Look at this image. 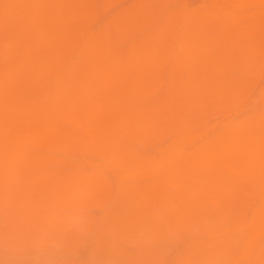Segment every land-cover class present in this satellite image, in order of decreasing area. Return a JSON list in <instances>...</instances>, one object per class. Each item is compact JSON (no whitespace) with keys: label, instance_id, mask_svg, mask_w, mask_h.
Returning <instances> with one entry per match:
<instances>
[{"label":"rangeland","instance_id":"374dc122","mask_svg":"<svg viewBox=\"0 0 264 264\" xmlns=\"http://www.w3.org/2000/svg\"><path fill=\"white\" fill-rule=\"evenodd\" d=\"M0 1H2V0H0ZM96 0H94L93 1V4H92V7H93V10H92V12H97V10H98V12H97V14H98V23L99 24H107V23H109V21H110V19H111V17L114 15V14H116V13H119V12H121V11H126V10H128V8H130V10H136V8L137 7H139V4L141 5V3H142V0H126V1H124V0H109L110 1V5H112V4H116L115 6H113V9H112V6H110V9L108 10V11H106V10H104L105 11V13L107 12V13H109V14H105V15H107V16H105L104 18H103V16H104V11L102 10V8H104V3H106V0H105V2H104V0H97L96 2H95ZM114 1V2H113ZM120 1H121V3H120ZM123 1V2H122ZM157 1V4L155 3ZM213 1H216L217 2V0H152V2L151 3H153V4H151V3H149L148 2V0L146 1V0H144L143 1V3H142V6H140L139 8H141L140 10L142 11V7H151V6H153L152 8H151V10H154L155 12H157V13H159V14H157L156 13V15H155V12L154 13H152L153 14V19H154V17L155 18H157L158 17V19L157 20H159V21H157L156 19H154V21H155V25H154V27H155V30L158 28H160L161 27V25L163 26H167V25H169L168 23H170V25L174 28H172L171 30H170V27L169 26H167V27H169V29L168 28H164V30H163V28L161 27V32H160V34H159V36L161 35V41H162V38H163V40L165 41V39H166V43L164 42V41H162L163 43H162V45H161V43H159V44H157V42L156 43H154V41H155V39L156 40H158L159 39V37H158V34L156 35V36H154L155 34H153L154 32H150V38H149V41H146L147 43H144V45H143V48H144V50H141L142 52L140 53V55L138 54L137 55V57L135 58V60H136V63L137 62H139L140 64L142 63V62H144V61H146V59L148 58V61L147 62H144L143 63V65H144V67H141V68H144L143 70H141L140 69V65H135L136 63H134L133 65H135L133 68H132V71H130L131 72V74H129V72L126 70V69H130L133 65H131V66H126V69H125V74H123V75H119L117 72L116 73H113V70H111V71H108V76H105V74L103 75V73H101V71H99L97 68H96V66H94V67H90V68H88L89 69V75H88V79L85 81V83L86 82H88V83H86V86H85V91L84 92H82V93H84V94H82V93H78V94H75V95H73V97H71L72 95H67V94H61V95H59V97H58V95H56V94H54V91L53 90H55V88H56V85H55V77H56V75H57V73H59V72H61V71H63V72H66V63H68L69 61H70V54L72 53L71 52V50H70V46L69 47H67V45L69 44L68 43V41H70V40H67V39H65L64 40V36H67L66 34H68V32H66V34H64L63 33V31L64 30H66V31H68V30H74V28L75 29H77L78 28V26L80 25L79 23H80V21H75V20H71V22L70 21H64V22H68L67 23V26H69V27H67L66 25H64L63 26V24H66V23H64L63 21L62 22H60V23H57L59 26H58V28H61L62 29V26H63V29L64 30H62V32L61 33H59V34H62V35H56L55 37H56V40L57 41H59V42H57V41H55V39L53 40V45L51 44V50H49L51 53H52V51L53 50H55V51H53V54H51L50 52H48V55H49V57L52 59V58H54V59H52L53 60V66H54V68L52 67V66H50V68L49 69H51L50 71H48L47 72V70H49V69H47L46 71H45V68H44V66L42 65V57H44V56H42L43 54H42V52H40V54H39V51L38 52H34L33 53V51H31V48H30V53L32 54V55H30V53L27 51V49L25 48V45L23 44V42H22V40L19 38V37H17V36H15V35H12L11 33H7L6 35H5V33L6 32H3V33H1L0 32V37H1V39H0V89H2V90H7V92L9 93V96L12 98V96L14 97V96H17L16 98H14V100H16V101H18L19 103H20V101L22 102H24L25 100H31L32 98H35L34 100L32 99L31 101H26V104H29V106L28 107H30V108H32V107H34V110H32L31 111V109L28 111V112H30L31 111V113H29V116H28V112L27 111H23V112H27L25 115L22 113L21 115H23L26 119H28V120H26L24 117V119L22 118V116H20V115H18V111H14V113H12L11 111H9V113H10V117H9V115H8V113H7V118H9V119H7L6 118V112L4 111V115H3V117L1 118L0 117V127H2V128H0L1 130H0V139L2 140V146H1V141H0V146L2 147V149H1V147H0V157L1 156H4V157H2V158H0V264H113L114 262H117L116 264H198V263H196V261L197 260H199V261H197V262H199V264L201 263V264H210V263H207L208 261H209V258H211L210 260L211 261H209V262H211V264H219V262H221L220 264H257V263H259V262H257L258 260H260V258H261V260H260V263L259 264H264V248L262 247V249H260L261 248V244L264 242V186H263V184H264V170H262V171H260V169H262L263 168V166H262V164L260 163L261 161V157L259 158V157H257L256 159H254V160H256V161H254V163L252 164L251 162H250V160H252V156H251V153H254V154H252V155H257L258 156V153H257V150H256V142L254 141L256 138L255 137H252V138H254V139H252L251 137H250V135H246V138H247V140H246V138L244 139V138H241L240 140H242V142H243V139H244V141H246V142H248L250 139H251V142L249 143L250 144V146L252 147L251 149H248V148H250L249 147V144L248 143H246L247 145H245V142H243V146H240L241 144H240V140H239V144L240 145H238V142H236V144L234 145V147L233 146H230V147H232V148H230L229 147V145H227V146H224V147H222V150H221V148L219 149V150H217V151H215V152H212L211 154H207L208 155V159L206 158V156H204L206 153H202V143L206 140V139H209V138H211V137H213L214 135H208V134H211V133H213L212 131L210 132H208V134H206V132L209 130V128L211 127V130H212V126H213V128H215L214 126H218V124L220 123H227V122H230L229 124H233L234 122H237V121H239L240 119H242L244 116H246L247 114H248V112L249 111H247V112H244V115H243V111H214L213 112V107H214V102H213V100H211L212 98H215L216 96L215 95H217V93H215L216 92V90L215 89H213V88H209V87H207V93L206 94H203V97H205L206 95L207 96H209V97H211V95H213L214 97H211L210 98V100H209V97H205V100L206 99H208V101L206 102L205 100L203 101V97L200 95H198L196 98H198V99H200V101H199V105L198 106H196L198 103L196 102V104L195 103H193V104H195L194 106H196L197 108H199V106H200V108H203L204 107V109L206 110L207 108H208V111L210 112L211 110V112L210 113H208L207 112V114H206V112H202L203 113V115H202V113H201V111L199 112H197V111H195V113H192V114H196L195 116H196V118H194L195 116H193L192 114L190 115V113L192 112V111H178V109H176V108H178L177 107V105L178 104H182L183 102H185L186 103V101H188V103H191L189 100H186V99H188V97H189V95H188V97L185 95V96H183V94L181 95V93H179V97H178V95H177V93H178V91H181V90H177V89H180V87H181V89L182 90H185L186 89V85H184L183 84V86H182V81H183V79H186V78H188L189 76H190V70H189V68L188 67H184V65H182V64H180L179 63V65H178V62H177V60H176V58H175V54H174V51H173V49L174 50H180L179 49V45L177 44L178 43V38H176L177 36H180V35H183V30L182 29H180V26H177L176 24H177V22H180L181 20H180V15H178V13H180V12H178V11H180L179 10V8L181 9V12H185V11H187V10H195V9H198V10H195V11H199V12H203L204 10H208V11H210V9H211V7H216V6H218V4L217 3H214L213 4ZM136 2V3H135ZM137 2H138V4H137ZM191 2V3H190ZM212 2V3H211ZM218 2L220 3L219 4V6H222V7H225V6H228L229 5V2H228V0H218ZM94 3H96V4H94ZM127 3V5H125ZM129 3V4H128ZM151 4V5H143V4ZM163 3H164V6H163ZM207 4V5H206ZM96 5V6H95ZM125 5V6H124ZM131 5V6H130ZM135 5V6H134ZM159 5H161V7H162V11L164 12V13H166V14H164L163 15V13H160L161 12V10H159V9H161V7L159 6ZM214 5V6H213ZM94 6H95V8H94ZM100 6H101V8H100ZM135 7V9H134V7ZM155 6V7H154ZM206 6V7H205ZM121 7V8H120ZM123 7V8H122ZM158 7H160V8H158ZM119 8V9H118ZM127 8V9H126ZM155 8H157V9H155ZM172 8H173V10H174V12H176L175 14L173 13V10H172ZM0 9H1V7H0ZM102 10V12H100V14H99V11H101ZM169 9H171L170 11L171 12H169ZM177 9V10H176ZM182 9H183V11H182ZM113 10V11H112ZM138 8H137V11H140ZM157 10V11H156ZM159 10V11H158ZM208 11H206V12H208ZM168 12V13H167ZM101 13H102V15H101ZM160 17H159V16ZM175 15V16H174ZM166 16V18L164 19V17ZM103 19H102V18ZM171 17H175L173 20L171 19ZM167 18L169 19V20H172V21H170L169 22V20H168V22L167 21H164V20H167ZM106 19V20H105ZM75 21V22H74ZM72 22H73V24H72ZM122 22H126V19H124V20H122L121 21V25L119 24V25H117V27H118V29H117V31H116V26L113 28L114 29V32H118V34H114V35H111L112 33H114V32H112V30L113 29H110L111 27H113V24L112 23H110V26H108V28H109V30H110V36H111V40L110 41H108V40H106V41H108V43H106V41H105V46H106V54L107 55H109V52L111 53V55H114L115 53L116 54H118L119 52H120V50L121 49H126V48H128V46L132 43V41H134V39H140L141 38V33L139 32V30L137 29L136 30V27H137V25H139L137 22H126L125 24H122ZM163 22V23H162ZM164 22H166L165 24H164ZM171 22H176V26L175 25H173L174 23H172L171 24ZM160 23H162V24H160ZM245 23H246V21H243V25L245 26ZM76 24V25H75ZM130 24V25H129ZM132 24H133V26H132ZM74 25V26H73ZM131 26L132 28H130L129 26ZM73 26V27H72ZM140 26V25H139ZM175 26V27H174ZM66 29H65V28ZM60 29V30H61ZM126 29V30H125ZM135 29V30H134ZM120 30L122 31V32H120ZM166 30H168V31H166ZM132 31H134V32H132ZM137 31V32H136ZM58 32H60L59 31V29H58ZM167 32V33H166ZM173 32V33H172ZM177 32V34H175ZM134 34L133 36L131 35V34ZM72 34H73V32H72ZM121 34L123 35L122 36V38H121ZM139 34V35H138ZM69 35H71V31H69ZM138 35V36H137ZM170 35V36H169ZM35 35H31L30 36V38H33ZM72 36V35H71ZM70 36V37H71ZM176 36V37H175ZM59 37H61V38H59ZM115 37H117V38H115ZM158 37V38H157ZM68 39H69V37H67ZM116 40H115V39ZM120 38H121V40H120ZM130 38H131V40H130ZM153 38V39H152ZM177 40H176V39ZM60 39V40H59ZM112 39H114V41L112 40ZM124 40V42H126V41H128L127 43H126V45H125V43H123L122 41ZM126 39H128V40H126ZM167 39H169L170 40V42H171V45L172 46H170L169 44V42H168V44H167V41H169V40H167ZM175 39V40H174ZM120 42H122L123 44H124V47H122L121 45H123L122 43L120 44V46L121 47H119V41ZM153 40V42H151ZM54 42H56V43H54ZM115 42V43H114ZM130 42V43H129ZM173 42V43H172ZM60 43V44H59ZM118 43V44H117ZM129 43V44H128ZM148 43H151V44H153V45H151V44H148ZM165 43V44H164ZM116 44H117V46H116ZM128 44V45H127ZM163 44L166 46H163ZM113 45L115 46L114 48H113ZM57 46V47H56ZM145 46H146V49H145ZM148 46V47H147ZM159 46H161V49H160V47ZM61 47V48H60ZM109 47H110V51H109ZM152 47V48H151ZM167 47H173L171 50V53L170 54H168V53H166L168 50L167 49H169V48H167ZM116 48H118L117 50H116ZM142 48V47H141ZM142 48V49H143ZM149 48H150V50H149ZM58 49V50H57ZM108 49V50H107ZM154 49V50H153ZM159 49V50H158ZM61 50V51H60ZM111 50H113V51H111ZM114 50H116V51H114ZM167 50V51H166ZM58 51V52H57ZM63 51V52H62ZM146 53H145V52ZM149 51V53L147 54V52ZM3 52V53H2ZM55 52V53H54ZM108 52V53H107ZM113 52V53H112ZM163 53H166L167 55H169V56H166L165 54H163ZM36 54V55H35ZM39 54V55H38ZM42 54V55H41ZM75 54V53H74ZM74 54H71V56L72 55H74ZM153 54H155L154 56L157 58V59H155V57L153 56ZM163 54V55H162ZM61 56V58H60V56ZM63 55V56H62ZM146 55V56H145ZM158 55V56H157ZM171 55V56H170ZM41 56V57H40ZM53 56V57H52ZM55 56V57H54ZM59 56V57H58ZM141 56H142V58H141ZM162 56H163V59H165V60H160V58H162ZM166 56V57H165ZM26 57V58H25ZM40 57V58H39ZM65 57V58H64ZM70 57V58H69ZM25 58V59H24ZM28 58V59H27ZM58 58H60V59H62V61L61 60H59ZM67 58H69V59H67ZM173 59V60H171V59ZM175 58V59H174ZM57 59V60H56ZM137 59L139 60V59H141V60H139V61H137ZM39 60V61H38ZM144 60V61H143ZM152 60V61H151ZM156 60H158V61H156ZM168 60H169V63H168ZM171 60V61H170ZM18 61H19V63H18ZM31 61V62H30ZM54 61H56V62H54ZM140 61H142V62H140ZM153 61H156L157 63H153ZM162 61V62H161ZM66 62V63H65ZM175 62H177L176 64H175ZM32 63H34V64H32ZM65 63V64H64ZM150 63V64H149ZM161 63V69L159 68V67H157L156 66V64H160ZM166 63V64H165ZM31 64V65H30ZM60 64V65H59ZM64 64V65H63ZM149 64V65H148ZM152 64H153V66H152ZM169 64V65H168ZM58 65V67H56V66ZM142 64H141V66H143ZM151 65V66H150ZM168 65V66H167ZM180 66V67H184L185 68V72H187L188 70H189V72H187V73H185L184 71H182L184 68H182V70H181V68L180 67H174V68H172L173 66ZM35 66V67H34ZM64 66V67H63ZM147 66H149L150 68L151 67H153V69L151 68H147ZM128 67V68H127ZM130 67V68H129ZM156 67V68H155ZM56 68V69H55ZM157 68H159V69H157ZM172 69V70H169V69ZM109 69V68H108ZM133 69H136V71L134 70L133 71ZM137 69H140V71L139 70H137ZM176 69H178V70H181V72L180 71H176ZM36 70H37V72H36ZM40 70V71H39ZM96 70H97V72H96ZM147 72H145V71ZM154 72H153V71ZM156 70V71H155ZM163 70V71H162ZM45 71V72H44ZM52 71H54V72H52ZM98 71L100 72V73H98ZM126 71L128 72L127 74H126ZM137 71H139V73H137L136 74V72ZM141 71H144V74L146 75H144ZM163 73H162V72ZM172 71H173V73H172ZM17 74H16V73ZM47 72V73H46ZM135 72V75L133 76L132 74ZM140 72H141V74H140ZM151 72H152V74H151ZM154 73H155V75H154ZM157 73H159V74H161V77H160V75H158ZM56 74V75H55ZM101 76H100V75ZM117 74V75H116ZM139 74V75H138ZM166 74V75H165ZM178 74V75H177ZM182 74H186L185 76H186V78H184V75H182ZM30 75H32V76H30ZM38 75V76H37ZM42 75V76H41ZM125 75V76H124ZM130 77H129V76ZM131 75H132V77H131ZM173 75V76H172ZM175 75H177L176 77H175ZM26 76V77H25ZM44 76V77H43ZM90 76V77H89ZM129 77L128 79H129V81L127 80V78L125 79V77ZM138 76V77H137ZM154 76V77H153ZM166 76V77H165ZM173 77V79H170L172 82H170V80H169V78L170 77ZM183 76V77H182ZM35 77H37V78H35ZM92 77V78H91ZM102 77H106V78H103L102 79ZM146 77H147V79H148V81L146 80ZM161 78V80L163 79L162 77H164V80H162V81H160V78ZM34 78V79H33ZM98 78H99V80H98ZM157 79V80H153V79ZM165 78H168V80L166 79L165 80ZM178 79V80H176V79ZM32 79V80H31ZM37 81H36V80ZM40 81H39V80ZM42 79V80H41ZM93 79V80H92ZM122 79V80H121ZM22 80V81H21ZM95 80H97V82L95 81ZM116 80V81H115ZM127 82H126V81ZM134 80V81H133ZM175 82H174V81ZM6 83H5V82ZM27 81L29 82V83H27ZM101 81V82H100ZM122 81V82H121ZM132 81V82H131ZM135 81H137L136 83H135ZM153 81V82H152ZM167 81V82H166ZM264 81V77L262 78V80L261 81H259V82H256V84H255V86L252 88V93L251 94H255L254 96H256V95H258V93H256V91L257 92H259L262 88H263V85L264 84H262L261 82H263ZM35 84H34V83ZM45 82H46V84H45ZM116 82V83H115ZM129 82V83H128ZM139 82V83H138ZM156 82H157V84H156ZM171 84V85H173V84H175V85H177V86H174L173 88H171L172 86L169 84V83ZM174 82V83H173ZM177 82V83H176ZM181 82V83H180ZM4 83V84H3ZM33 83V84H32ZM42 83H43V85H42ZM118 83V84H117ZM121 83V84H120ZM132 83V84H131ZM153 83V84H152ZM184 83V82H183ZM264 83V82H263ZM40 84V85H39ZM50 84H52V85H50ZM97 84V85H96ZM143 85V87H142V85ZM147 84H148V86H147ZM158 84H160L161 86H163V87H166L168 90H164V89H166V88H163V87H161L160 86V88L158 89ZM180 85V87H179V85ZM258 84V85H257ZM35 85V86H34ZM37 85H39L38 87H37ZM94 85H96V88H94L95 86ZM116 85V86H115ZM123 87H122V86ZM136 85V86H135ZM146 85V86H145ZM151 85V86H150ZM154 85H157V87L156 86H154ZM18 87V89L20 88V90H18L16 87ZM41 86V87H40ZM109 86V87H108ZM120 88H119V87ZM134 86H135V89H134ZM140 86H141V88L143 89V90H145V92L140 88ZM153 86V88L155 89V88H157L158 89V91L155 89H151L150 90V88ZM259 86V87H258ZM11 87H13V89H11ZM32 87H34V89L32 88ZM39 87H40V89H39ZM46 87V88H45ZM51 87H52V91H51ZM93 88V89H91V88ZM137 87V88H136ZM31 88H32V90H31ZM133 90H132V89ZM161 88L163 89V90H161ZM174 88H177V89H175L174 90ZM183 88H185V89H183ZM38 89V90H37ZM92 91H91V90ZM94 89H96V90H94ZM114 89V90H113ZM127 89V90H126ZM131 89V91H133V92H135L136 91V89H137V91H136V94L135 93H131L130 94V90ZM141 89V90H140ZM148 89V90H147ZM210 89H213V91H215V92H213V91H210ZM10 90H13V91H10ZM36 92H35V91ZM111 90V91H110ZM135 90V91H134ZM141 92V93H139V91ZM147 90V91H146ZM256 90V91H255ZM17 91L19 92V93H17ZM20 91H22L21 93H20ZM24 91H26V93L24 92ZM31 92V94H30V92ZM34 91V92H33ZM45 91H47V92H45ZM89 91H91V93L93 94H91V93H89ZM113 91V92H112ZM116 91V92H115ZM119 91V92H118ZM149 91H151V93L149 92ZM166 91H169V95H170V97H172V95L175 93V95L177 96H175L177 99H175V100H177V102H180V103H177V102H175L174 100L173 101H171V99H168L167 97L169 96H165L164 97V93H166ZM210 91V92H209ZM226 91V95H227V91H229V90H225ZM11 92V93H10ZM14 92V94L16 93V95H14V94H12ZM37 92H39V93H37ZM46 93V94H48V97H46L47 95L46 94H44L43 95V93ZM86 92V93H85ZM153 92L155 93V94H153ZM157 92V93H156ZM177 92V93H176ZM182 92V91H181ZM25 93V94H24ZM30 95H29V94ZM34 93H35V95L36 96H34ZM40 93H42V94H40ZM89 93V94H88ZM103 93V94H102ZM118 93H119V95H118ZM121 93V94H120ZM160 93V94H159ZM19 94H20V96H19ZM33 94V95H32ZM53 94V95H52ZM80 94V95H79ZM86 94V95H85ZM137 94H138V97L140 98L141 97V100H143V103H142V101L139 99V98H137ZM150 94H152V96L150 95ZM215 94V95H214ZM22 95H24V98H25V100H21L20 99V97L22 98V99H24L23 98V96ZM38 95V96H37ZM42 95V96H41ZM85 95V96H84ZM89 97H88V96ZM154 95V96H153ZM161 95V96H160ZM162 95H163V97H162ZM19 96V97H18ZM28 96V97H27ZM50 96V97H49ZM90 96L92 97V98H90ZM95 96V97H94ZM110 96V97H109ZM132 96V97H131ZM144 96H145V98H144ZM149 96H151L150 98L151 99H148L149 98ZM158 96L160 97V98H158ZM174 96V95H173ZM181 96H183V100L181 99L182 97ZM227 96H230V94L229 95H227ZM26 97H27V99H26ZM71 97V98H70ZM96 97H97V99H96ZM156 97V98H155ZM175 97H173V98H175ZM186 97V98H185ZM202 97V98H201ZM257 97V96H256ZM42 98V99H41ZM46 98V99H45ZM49 100H51L50 102H51V105L52 106H50V102H48V99ZM53 98H54V100H53ZM56 98V99H55ZM142 98H144V99H142ZM161 98H163V99H165L166 101L168 100V102H166L165 104H164V106H166V105H168V107H166V108H172V111H169V112H165V111H158L159 113H157L156 114V112L157 111H148L150 108H151V106L152 107H154L155 106V104H157V103H159V100H161ZM172 98V99H173ZM179 98V99H178ZM258 98H259V96H258ZM258 98H256L257 99V101L259 102V103H261V100H259ZM19 99V100H18ZM38 101H37V100ZM95 99V100H94ZM133 99V102L131 101ZM138 99L140 100V102H141V105H145L144 103L146 102V100H147V105L149 104V106H147V105H145L144 106V108L143 107H141V105H140V103H138L137 101H138ZM156 99L158 100V102L156 101ZM197 99V100H198ZM40 100V101H39ZM66 100V101H65ZM76 100H78V101H76ZM62 101V102H61ZM104 101V102H103ZM122 101V102H121ZM148 101H149V103H148ZM157 103H156V102ZM171 101V102H170ZM210 101V102H209ZM42 102V103H41ZM56 102V103H55ZM105 102H106V104H105ZM137 103V104H135V106L133 107V103ZM152 102V103H151ZM170 102V104H167V103H169ZM173 102V103H172ZM200 102H201V104H200ZM213 102V103H212ZM31 103V104H30ZM48 103V104H47ZM62 103V104H61ZM177 103V104H176ZM188 103H187V105H188ZM87 104H89V105H87ZM104 106H102V105ZM152 104V105H151ZM176 104V105H175ZM22 105V104H21ZM41 105H42V107H41ZM46 105V106H45ZM106 105V106H105ZM127 105H129V106H127ZM130 105H132V106H130ZM140 105V106H139ZM151 105V106H150ZM49 106V107H48ZM73 106H77V107H74L73 108ZM94 106V108H95V106H96V110H94V108H92ZM45 107V108H44ZM47 107V108H46ZM51 107V108H50ZM82 107H84V108H82ZM86 107H87V109H86ZM135 107H141V108H139V109H136ZM146 107V108H145ZM92 108V110H94V112L92 111V110H90ZM108 108V109H107ZM116 108H118V109H116ZM125 108V109H124ZM133 108H135V109H133ZM143 108V109H142ZM199 108V109H200ZM33 109V108H32ZM74 111H73V110ZM78 109V110H77ZM111 109H113V110H111ZM129 109V110H128ZM133 109V110H132ZM142 111H141V110ZM198 109V110H199ZM203 109V110H204ZM46 110H47V113H46ZM76 110H77V112H76ZM85 111L86 112V114H85V112H80V111ZM108 110H110V111H108ZM140 110V111H139ZM145 112H144V111ZM177 110V111H176ZM201 110V109H200ZM45 111V112H44ZM71 113H70V112ZM78 111H79V114H78ZM91 111V112H90ZM101 111V112H100ZM107 113H106V112ZM140 113H139V112ZM207 111V110H206ZM73 112V113H72ZM75 112L77 113V114H75ZM92 112L94 113L93 115H92ZM97 112H98V114H97ZM144 112V113H143ZM148 112V113H147ZM152 112V113H151ZM165 113V115H163V114H161V113ZM223 112V113H222ZM34 113H35V115H37V116H35L34 115ZM60 115H59V114ZM62 113V114H61ZM66 115H65V114ZM70 114V117H69V115H67V114ZM81 113V114H80ZM102 113H104V114H102ZM106 113V114H105ZM111 115V116H109V114ZM114 113L116 114V115H114ZM139 113V114H138ZM150 113V115H153V116H151V118H149L150 117V115H148ZM156 115H155V114ZM181 113V114H180ZM189 113V114H188ZM205 113V114H204ZM216 113V115H214V114ZM31 114V115H30ZM56 115V116H54V115ZM113 114V115H112ZM133 114V115H132ZM144 117V120H141L140 121V119H143L142 117H141V115ZM147 114V116H145ZM161 114V115H160ZM181 116H180V115ZM199 114V115H198ZM213 114V115H212ZM223 114V115H222ZM234 114H236V115H234ZM27 115V116H26ZM33 115V116H32ZM51 116V115H53V116H51V118H49V116ZM63 117H62V116ZM72 115H73V117H72ZM84 115V116H83ZM87 115V116H86ZM107 117H106V116ZM135 115V116H134ZM140 115V116H139ZM158 115V116H157ZM167 115V116H166ZM200 115H202V116H200ZM210 115V116H209ZM213 117H212V116ZM220 115V117L218 118L217 116H219ZM226 115V116H225ZM229 115V116H228ZM18 116H19V118H18ZM58 116H60V117H58ZM97 116H98V118H97ZM120 116V117H119ZM129 116V117H128ZM169 116V117H168ZM199 116V117H198ZM207 116V117H206ZM221 116L223 117V118H225L223 121H221ZM234 116H236L235 118H234ZM241 116H243V117H241ZM12 117V118H11ZM14 117V118H13ZM29 117H31L30 119H29ZM55 119H54V118ZM66 117V118H65ZM83 117H84V119H83ZM96 117V118H95ZM115 119H114V118ZM118 117V118H117ZM121 117H122V119H124V120H121ZM135 117H137L136 118V120H134L135 119ZM139 117H141V118H139ZM149 119H148V118ZM174 117H176V118H174ZM182 117H183V119H182ZM206 117V118H205ZM212 117V118H211ZM238 117V118H237ZM240 117V118H239ZM39 118V119H38ZM52 118H53V120H52ZM59 118V119H58ZM61 118V119H60ZM63 118V119H62ZM73 118V119H72ZM85 118H87L86 120H85ZM101 118V119H100ZM102 118H103V120H105V123H106V121H108L106 124L107 125H105V123H104V121H102ZM128 120H127V119ZM129 118H130V120H131V122L132 123H130V121H129ZM132 118V119H131ZM168 118H171V119H168ZM192 118H194V121L198 118V120L200 121V122H202L203 124H204V121H202L203 119H208V120H210L209 122L211 123H209V125L207 126V120L205 121L206 122V124H201L200 125V122H198V123H196V121L194 122V124H192L193 122V119ZM199 118H201V120L199 119ZM221 118V119H220ZM50 119V121H48ZM72 119V120H71ZM75 119V120H74ZM83 119V120H82ZM98 119H100V120H98ZM115 120V122L113 121L112 123H111V120ZM126 119V120H125ZM154 119V120H153ZM159 119V120H158ZM161 119V120H160ZM165 119V120H164ZM188 121H186V120ZM219 119H220V121L221 122H219ZM8 122H7V121ZM10 120L12 121V125H11V123H10ZM42 120V121H41ZM65 120H67V122L65 121ZM76 120H80L79 121V123L81 124V123H84V124H81V125H79V127H78V125H77V121ZM84 120H85V122H84ZM120 122H119V121ZM158 120V121H157ZM167 120V121H166ZM172 120H174V121H172ZM175 120H176V122H175ZM212 120H214L213 122H212ZM27 121H31L29 124L27 123ZM39 121V122H38ZM45 121H47L46 123H45ZM61 121V122H60ZM76 121V122H75ZM83 121V122H82ZM102 121V122H101ZM127 121H128V123H127ZM136 122V124H135V122ZM139 123H138V122ZM150 123H149V122ZM151 121H152V123H151ZM164 121V122H163ZM179 121V122H178ZM189 121H191V122H189ZM22 122H24L25 123V126H24V124L22 123ZM58 122H59V124H58ZM64 122V123H63ZM65 122H66V124H67V127H68V125H69V127H70V125H71V128L69 129V128H67L66 127V124H65ZM100 122V124L102 123V124H104V125H101V126H98V125H100V124H98ZM145 122V123H144ZM146 122H148L149 124H147ZM153 122H155V124L153 123ZM167 122H169V123H167ZM172 122H174L176 125H180V126H172V125H174V123H172ZM217 122H219V123H217ZM74 125V123H75V125L73 126L72 124ZM90 123H93V124H90ZM120 124V125H118L117 126V124ZM125 123H127V124H125ZM138 123V124H137ZM160 123V124H159ZM180 123V124H179ZM188 123H190L189 125H188ZM33 124H35V125H33ZM40 124H42V126L40 125ZM63 124V125H62ZM65 124V125H64ZM88 124H89V126H88ZM96 124V125H95ZM113 124H114V126H113ZM115 124H116V126H115ZM122 124L126 127H122ZM130 124V125H129ZM153 124V125H152ZM163 126H162V125ZM170 126H169V125ZM200 125L203 129H200L201 127H198V126H196V125ZM219 124V125H220ZM23 125V126H22ZM29 125H31L33 128H34V126H35V131H34V129H31L35 134H31V130H29L30 131V133H27L26 131H27V129L28 128H30V127H27V126H29ZM62 125V126H61ZM83 125H84V127H83ZM95 125V126H94ZM136 125V126H135ZM140 125V126H139ZM141 125H142V128H141ZM151 125H152V127H151ZM158 125V126H157ZM168 126V127H164V126ZM182 125V126H181ZM191 125L193 126V127H191ZM43 126H44V128H46V129H48L49 131H50V129L53 131L52 133H51V131L49 132L48 130H46V129H44L43 128ZM58 126H60V127H58ZM65 126V127H64ZM76 126L78 127L77 129H76ZM91 126V127H90ZM103 126H105L106 128L105 129H103L104 127ZM111 126V127H110ZM130 126H132V127H130ZM189 126H190V128H189ZM23 127H25V129L24 130H26V131H23V130H21ZM31 127V128H32ZM90 128V130H89V128ZM101 127V128H100ZM103 127V128H102ZM113 127H116V128H113ZM118 127H122V129L123 130H121L120 128H118ZM134 127V128H133ZM141 128V130L139 129V128ZM159 127H161V128H159ZM164 127V128H163ZM177 128L178 130H177V132H173V130L172 129H174V128ZM184 127H185V130H184ZM197 128L196 130L194 129V128ZM15 128V129H14ZM50 128V129H49ZM54 128V129H53ZM61 128V129H60ZM62 128H63V131H62ZM88 128V129H87ZM96 128H98V129H96ZM112 128H113V130H112ZM128 128H130V130L133 132L134 131V133H130V130L128 129ZM20 129V130H19ZM40 129V130H39ZM58 129V130H57ZM60 129V130H59ZM64 129H65V131H64ZM68 130V132H67V130ZM91 129H93V130H91ZM95 129V130H94ZM100 129H103V130H101V132H100ZM108 129V130H107ZM110 129V130H109ZM125 129H126V131H125ZM133 129V130H132ZM135 129L137 130V132H135ZM144 129V130H143ZM169 129H170V131H169ZM182 129L184 130V136L186 135V132H187V134L189 135V134H193V133H197V134H193L192 136L193 137H189L188 135H186L187 136V138L186 137H184L183 135H180L179 133H181L182 134V132H180L179 130H181L182 131ZM193 129V130H192ZM200 129V130H199ZM3 130V131H2ZM44 130V131H43ZM72 130H73V132H72ZM105 130V131H104ZM117 130L119 131V132H117ZM158 132H157V131ZM164 130H166L165 132H164ZM171 130H172V132L174 133H171ZM187 130V131H186ZM195 130V131H194ZM5 131V132H4ZM10 131V132H9ZM28 131V132H29ZM70 131H71V134H70ZM76 131H78V132H76ZM113 131H116V133L114 134V132ZM122 133H121V132ZM123 131H125V132H123ZM138 131H140V133L138 132ZM145 131V132H144ZM150 131H152L151 133H149ZM186 131V132H185ZM188 131H189V133H188ZM199 131V132H198ZM201 131V132H200ZM214 131V133H216V129H214L213 130ZM24 132H26V133H24ZM32 132V133H33ZM39 132H41V133H39ZM47 132V133H46ZM48 132H49V134H48ZM55 132H58V134H60V135H58V137H57V133H55ZM62 132H64V133H62ZM95 132H97V133H95ZM106 133V134H103V133ZM160 132H164L163 134L162 133H160ZM169 132V133H168ZM70 135L69 136V138L71 137V136H73L74 137V139L72 138V140H71V138L70 139H68L67 137H68V135ZM78 133V134H77ZM100 133V134H99ZM118 133H119V136H118ZM135 133H137V134H135ZM142 133H146V135H144V134H142ZM203 133H205L206 135L204 136V135H201V134H203ZM19 134H20V136H19ZM22 134V135H21ZM24 134L25 135H27V137L29 136V138H27L26 136V138H24L23 136H24ZM40 134V135H39ZM48 136V139L47 140H49L48 142H47V140H45L46 138H47V136ZM76 134H77V136L79 135V137H77L76 136ZM97 134V135H96ZM108 134V136H106ZM123 134V135H122ZM125 134V135H124ZM135 138L134 140H133V137L131 136V135ZM141 134H142V136H141ZM155 134V136H153V135ZM157 134H159V136L157 135ZM163 136H162V135ZM170 134V135H169ZM180 135V136H176V135ZM199 134H200V136H199ZM32 135V136H31ZM35 135V136H34ZM82 135V136H81ZM102 135V137H100ZM110 135V136H109ZM112 135V136H111ZM117 135V136H116ZM130 136V137H128V136ZM152 135V136H151ZM164 135H166V136H164ZM194 135L196 136V137H194ZM199 136V139H198V142H197V140L196 141H194V142H197L198 143V145H197V143H195L194 144V142L192 143L191 141H189V142H191L190 144H185L186 142H184V141H186V140H193V139H191V138H194V139H197V137ZM207 135L209 136V137H207ZM13 136V137H12ZM22 136V137H21ZM31 136V137H30ZM34 136V137H33ZM39 136V137H38ZM52 136H54V137H52ZM61 136V138H59ZM62 136H63V138H62ZM76 136V137H75ZM106 136V137H105ZM115 136V137H114ZM122 137V139H119V138H121ZM136 136H137V138H136ZM143 136H145V137H143ZM152 138H151V137ZM168 136H169V138H168ZM211 136V137H210ZM7 137V138H6ZM45 137V138H44ZM56 137L60 140H58L57 139V141L59 142H56ZM117 137H119V138H117ZM123 137L124 138H126V139H123ZM250 137V138H249ZM13 138V139H12ZM21 138H24L23 140L21 139ZM31 138V139H30ZM33 138V139H32ZM79 138V139H78ZM81 138V139H80ZM138 138L140 139V142H139V140H138ZM158 138H162V141L161 140H157ZM167 138V141H170V143L168 144V143H166L167 141L165 140V139ZM202 140H201V139ZM249 138V139H248ZM10 139V140H9ZM29 139H30V141H29ZM36 139V140H35ZM76 139H78V140H76ZM105 139V140H104ZM129 139V140H128ZM136 139H137V141H136ZM143 139V140H142ZM147 139V141H145V140ZM156 139V140H155ZM163 139H164V141H163ZM169 139V140H168ZM183 139H185V140H182ZM6 140H7V142H6ZM22 140V142H20ZM28 140V141H27ZM55 140V141H54ZM67 140V141H66ZM79 140H81V141H79ZM119 140H121V141H119ZM123 140H125V141H123ZM141 140L143 141V142H141ZM201 140V144L199 143V141ZM32 141V142H31ZM38 141V142H37ZM45 141H46V143L48 144H46L45 143ZM62 141V142H61ZM69 141H72L73 143H74V149H73V144L71 145V142H69ZM78 141V142H77ZM91 141L93 142V143H91ZM106 143H105V142ZM110 141L112 142V143H110ZM136 141V142H135ZM149 141V142H148ZM151 141H158L159 142V145H160V143H161V145H162V142H165L164 143V145L166 146V145H170L169 147L171 148L172 146L171 145H173V147L172 148H174V149H169V150H167L169 147L167 146V148H166V151L165 152H167V153H163V152H161L160 151V149L159 148H161V147H159V145H156L157 143H154V145H152V143H151ZM203 141V142H202ZM254 141V142H253ZM37 142V143H36ZM44 142V143H43ZM54 142H56V143H54ZM68 142V143H67ZM87 144H86V143ZM102 142V143H101ZM119 142V143H118ZM127 142V143H126ZM145 142V143H144ZM172 142H173V144H172ZM182 142V143H181ZM188 142V141H187ZM241 142V143H242ZM253 142V143H252ZM8 143V144H7ZM21 143V144H20ZM34 143V144H33ZM55 145H54V144ZM60 143H61V147H60V149H59V146H60ZM64 143V144H63ZM83 143V144H82ZM107 143H108V145H107ZM110 143V144H109ZM120 143H122V144H120ZM125 143V144H124ZM135 143V144H134ZM140 143V144H139ZM175 143H176V145L177 144H179V145H181V146H176L175 145ZM184 143V145H182ZM26 144H28V145H26ZM29 144H30V147H28L29 146ZM49 144H53L52 146L53 147H51ZM56 144H57V146H56ZM69 144V145H68ZM76 144L78 145V144H80V148H79V145L78 146H76ZM112 144H113V146H112ZM146 144H147V148H145V146H146ZM10 145V146H9ZM67 145V146H66ZM84 145L86 146V147H88V149H89V151H88V149H85L84 148ZM105 145L107 146V147H105ZM115 145H117V146H115ZM119 145V146H118ZM121 145H122V148H123V151H125V152H123L122 151V148H121ZM125 145V146H124ZM160 145V146H161ZM194 145V146H193ZM8 146H9V150H8ZM20 146V147H19ZM22 146H24V147H22ZM31 146H33L32 147V149H30L31 148ZM44 148H43V147ZM94 147V149H93V147ZM109 146H110V148H109ZM151 146H152V148H151ZM156 148H155V147ZM163 146V145H162ZM186 146V147H185ZM195 146H196V148H195ZM201 146V147H200ZM237 146V147H236ZM244 148L245 149V152H243L244 151V149H243V153L245 154V153H247L248 152V150H249V152L247 153V155H244L242 152H240V150H241V148ZM248 146V147H247ZM12 147V148H11ZM22 147V148H21ZM40 147V148H39ZM42 147V148H41ZM82 147V148H81ZM100 147V148H99ZM141 147H143L142 149H141V151H140V148ZM176 147V148H175ZM194 148V150L192 151V148ZM197 147H198V149L200 150L201 149V153L199 152V151H197ZM247 147V148H246ZM255 147V148H254ZM16 148V149H15ZM47 149L48 150V152L46 151V150H44V149ZM92 148V149H91ZM101 148H105V150H102ZM116 150H115V149ZM125 148H126V150H125ZM136 148H138V149H136ZM158 148V149H157ZM186 148H188V150H189V152H187L186 151ZM190 148V149H189ZM237 148V150L235 151L234 149H236ZM239 148H240V150H239ZM23 149H25L26 151H24ZM27 149H29L28 151H27ZM56 149V150H55ZM62 149V150H61ZM107 149H110V150H112L113 149V151L112 152H119L118 154H116L115 153V155L113 154V156L111 157V155L110 154H112V152L110 153V150H109V153H106V152H108V150ZM118 149V150H117ZM163 149L164 148H162V151H163ZM179 149H181L182 151H183V155L184 156H186L185 155V153L186 154H192L191 156L192 157H190V162H188V163H186V164H182L181 163V159L180 158H178L175 154H174V152L175 151H177V150H179ZM227 151H226V150ZM232 149L234 150V152H232ZM248 149V150H247ZM4 150H6L5 151V153L3 152ZM8 150V151H7ZM12 152H11V151ZM43 150V151H42ZM52 150V151H51ZM58 150V151H57ZM96 150H97V152H96ZM101 150L104 152L105 151V154L106 155H109V156H105V154L103 153V152H101ZM127 150H128V152H127ZM142 150H143V152H142ZM221 150V152L219 153V151ZM23 153H22V152ZM46 151V152H45ZM53 151H54V153H53ZM62 151V152H61ZM134 151V152H133ZM136 151V152H135ZM140 151V152H139ZM172 151V152H171ZM186 151V152H185ZM224 151V152H223ZM251 151V152H250ZM255 151H256V153H255ZM10 153L11 152V154H8V153ZM20 152L22 153V154H25V155H23L22 156V154H20ZM24 152H34L33 154H29V153H24ZM37 152H39V153H37ZM40 152H44V153H40ZM52 152V153H51ZM93 153V155L91 154V153ZM169 152H170V154H169ZM194 152V153H193ZM201 154V156L200 157H198L199 156V153ZM232 152V153H231ZM16 153V154H15ZM37 153V154H36ZM68 154V156H66L67 154ZM82 153H84V154H82ZM87 153H89L90 155L88 156V154ZM94 153H96V154H94ZM131 153V154H130ZM140 153V154H139ZM149 154V155H147V156H145V154ZM195 153H198V154H195ZM230 153L231 154H235L234 156L232 155V157L230 158ZM2 154V155H1ZM3 154H5V155H3ZM13 154H15V155H13ZM78 154V155H77ZM99 154H101V155H99ZM120 154V155H119ZM138 154H139V156H138ZM143 156H142V155ZM174 154V155H173ZM193 154H195V155H193ZM10 155V156H9ZM12 155H13V157H12ZM18 155V156H17ZM30 155V156H29ZM36 155L38 156V157H36ZM41 155V156H40ZM77 155V156H76ZM95 155H99V156H95ZM126 155H129V156H126ZM151 155V156H150ZM224 155V156H223ZM46 156H47V158H46ZM74 156H76V157H78V158H76V157H74ZM86 156V157H85ZM90 156H93V157H90ZM103 156V157H102ZM114 156H115V158L117 157H119V156H121V159H120V157L117 159L116 158V163H115V158H114ZM155 156V157H154ZM190 156V155H189ZM210 156V157H209ZM244 156V157H243ZM250 156H251V158H250ZM16 157V158H15ZM39 157H41V158H39ZM146 157H149V158H147V160H149V161H147V162H145V160H146ZM159 157V158H158ZM197 157H198V159H200L201 158V160H198L197 159ZM219 157V158H218ZM235 157H238V158H236L235 159ZM12 158H14V159H12ZM19 158V159H18ZM43 158H44V160H43ZM82 158V159H81ZM86 159V160H84V159ZM106 161V163H107V165L103 162V161H101L100 162V160H103V159ZM131 158H133V159H131ZM142 158V159H141ZM164 158L166 159V160H164ZM204 158V159H203ZM212 158V159H211ZM244 159V161L242 160V159ZM245 158H250L249 159V162L248 161H246L247 159H245ZM255 158V157H254ZM6 159V160H5ZM20 159H22V160H20ZM24 159H25V162H24ZM28 159V161H26ZM39 159H42L41 161L39 160ZM46 159V160H45ZM52 159V160H51ZM96 159V160H95ZM109 159H111V160H113L114 161V163H113V161H111V160H109ZM141 159V160H140ZM160 159V160H159ZM163 159V160H162ZM196 159H197V161H196ZM208 161H207V160ZM210 159V160H209ZM222 159H223V161H222ZM226 159V160H225ZM238 159V160H237ZM241 160V163H240V165L237 163V161H239L240 162V160ZM3 160V161H2ZM15 161L16 160V162H20V161H22L21 163H19V164H17V163H14L13 161ZM99 162H98V161ZM133 160V162H135V163H133V162H131ZM138 162V165H137V162ZM169 160V161H168ZM195 160V161H194ZM204 160H206V161H204ZM35 161H38V162H35ZM45 161V162H44ZM94 161V162H93ZM109 161H111L112 162V168H116L115 170H116V173L117 174H115V173H111V171L108 169L109 167H110V165H108V164H111L110 162L108 163ZM118 161H119V163H118ZM205 162V165H207V166H205L202 162ZM228 161V162H227ZM242 161H243V163H242ZM257 161H259L258 163H257ZM2 162V163H1ZM5 162V163H4ZM25 163L26 165L28 164V167L26 166L25 167V164H24V166H22L23 164L22 163ZM27 162V163H26ZM30 162V163H29ZM95 162H96V164L98 163V164H100L99 166H102V168L101 167H99L98 166V164H97V166H95L96 164H95ZM123 163L122 164V167H121V164L120 163ZM142 162V163H141ZM144 162H145V164H144ZM197 162V163H196ZM206 162H208L210 165H208V163H206ZM223 162H225V163H223ZM247 162V163H246ZM258 164H256V163ZM118 163V164H117ZM148 163H150V164H148ZM152 163V164H151ZM160 163V164H159ZM165 163V164H164ZM176 163V164H175ZM192 163H194V165L192 164ZM202 163V164H201ZM215 163V166H213V164ZM218 163H221V167H220V164H218ZM223 163V164H222ZM232 163H237V165H233ZM248 163H250L251 164V166H248V165H246V166H248V167H251L250 169H254V171L253 170H249V172H252V173H254L253 175H252V173H251V175L252 176H254L255 174H257L258 173V177H256V175H255V177H253V179H252V177H250L251 175H248V174H246V176H248V177H241V176H244L245 175V171H242L241 170V168L240 167H238V166H242V164L244 165V164H248ZM3 164V165H2ZM15 164V165H14ZM16 164H17V166H21L20 168L19 167H15L16 166ZM105 164V165H104ZM117 164V166H115ZM128 164H130V165H128ZM133 166H132V165ZM142 166H141V165ZM147 164L149 165V167L151 168V170H153V166H154V170H156V171H151L149 168L147 169ZM164 164V165H163ZM170 164V168H172V171L173 170H177V172H176V174H174L173 173V178H172V173H169V172H172V171H170L171 169L169 168V165ZM216 164H217V167H216ZM230 167H227V165ZM6 165H7V167H6ZM91 165V166H90ZM146 165V166H145ZM178 165H180V166H178ZM193 165V166H192ZM260 165H261V168H260ZM4 166V167H3ZM105 167V169L107 170L108 169V171H106L105 169V171L103 170H100V169H103L104 167ZM114 166V167H113ZM138 166H140L141 168H142V172H141V168L140 167H138ZM152 166V167H151ZM185 166V167H184ZM195 166V167H194ZM200 166V167H199ZM224 166V167H223ZM246 166H243L242 168H243V170H246L247 171V173H249L248 172V167H246ZM252 166H254V167H252ZM95 170V172H94V170L92 169V168ZM125 168V170H124V168ZM179 167H182V169L181 168H179ZM187 167H189V168H187ZM208 167H209V169H208ZM211 167H212V169H211ZM236 167V168H235ZM8 168V169H7ZM17 168V169H16ZM20 169V172H18L19 171V169ZM26 168V169H25ZM96 168H98V169H96ZM112 168H110L111 170H112ZM117 168H119V169H123L124 170V172H126V176H124L125 175V173L123 172V170L121 171H118V169ZM138 168L140 169L139 170V172L141 173V177L144 175V177H142L143 179L146 177V180H148L149 179V181L150 182H147V181H145V179L143 180L141 177H140V173H136L137 171H138ZM159 170V168H160V171L158 172L157 171V169ZM169 168V169H168ZM183 168H185V170H188V171H185ZM190 168H191V170H190ZM192 168H194V169H192ZM196 168V169H195ZM214 168V169H213ZM218 168H220V169H218ZM228 170H227V169ZM232 168V169H231ZM246 168V169H245ZM260 168V169H259ZM10 169V170H9ZM127 169H130L131 171L133 170V169H135V171L136 172H134V170L132 171V174H129L130 172V170H127ZM137 169V170H136ZM143 169H145L144 170V172H143ZM147 169V170H146ZM162 169V170H161ZM180 169V170H179ZM216 169V170H215ZM235 169V170H234ZM259 171H258V170ZM5 170V171H4ZM8 170V171H7ZM115 170H113L114 172H115ZM168 170V171H167ZM183 171L184 173H185V177H184V175H183V172H180V171ZM195 170H196V172H195ZM197 170H198V172H197ZM199 170H201V171H199ZM209 170H211V171H209ZM217 170H218V174L217 173H215V172H217ZM222 170H225V171H227V173L226 172H224V171H222ZM237 170V171H236ZM8 173H7V172ZM28 171H30V172H28ZM92 171V172H91ZM118 171V172H117ZM128 171V172H127ZM146 171H148V172H146ZM161 171H163L162 172V174L163 175H161ZM179 171V172H178ZM212 171H213V173H212ZM222 171V172H221ZM236 171V172H235ZM239 171V172H238ZM257 171V172H256ZM4 172L6 173V175L4 174ZM39 172V174H36V173H38ZM134 172V173H133ZM146 172V173H145ZM153 172V173H152ZM188 172H191L192 174L193 173H195V174H191L190 173V175L188 174H186V173H188ZM220 172V173H219ZM226 174H224V173ZM233 172H235V173H233ZM260 172V173H259ZM261 172H262V176L263 177H261ZM13 173V174H12ZM16 173V174H15ZM18 173V174H17ZM23 173V174H22ZM40 173H41V175H40ZM48 173V174H47ZM54 173H56L55 175H53ZM94 175V177L92 176V174ZM101 173H103L104 175H105V180H104V175L103 174H101ZM106 173V174H105ZM197 173H199V175L197 174ZM220 178V181H219V179H218V177L217 176H215V174ZM240 173V174H239ZM241 173L243 174V175H241ZM3 174H4V176H3ZM45 174H46V178H44L45 177ZM59 174V175H58ZM62 176H61V175ZM83 176H82V175ZM85 174H86V176L87 175H89V174H91V175H89V177H92V178H94V179H92V178H89L88 176L87 177H85ZM99 174V175H98ZM108 174V175H107ZM113 174V175H112ZM115 174V175H114ZM121 174V175H120ZM127 174L128 175H130V176H127ZM134 174H139V175H137V176H139V178H140V180H139V178L135 175V177H134V179L133 180H136L137 178H138V182L142 185V183H144L141 187H140V185H139V183H137V181H134L133 182V180L131 179V178H133V176H134ZM143 174V175H142ZM147 174V175H146ZM151 174V175H150ZM154 174H157V175H154ZM168 174H170V176L171 177H166ZM182 174V175H181ZM213 174V175H212ZM231 175V176H229V175ZM10 175V176H9ZM39 177H38V176ZM44 175V176H43ZM51 175V176H50ZM58 175V177H56ZM65 176V178H64V176ZM80 175H81V177H80ZM98 177H97V176ZM101 175H103V176H101ZM107 175V176H106ZM111 177H110V176ZM116 175H118V176H116ZM166 175V176H165ZM181 175V176H180ZM191 175H192V177H191ZM207 175V176H206ZM6 176V177H5ZM8 176V177H7ZM41 176V177H40ZM51 177V178H53V177H55V178H58L59 180V182L56 180V181H54L53 179H55V178H53L52 179V182L54 183V186L55 187H53V183H50L51 182V178L49 179L48 177ZM60 176V177H59ZM109 176V178H106V177H108ZM150 176H154V177H152V178H149ZM160 176H161V178H160ZM162 176H163V178L165 177V178H167L168 180H166L165 178L163 179L162 178ZM169 176V175H168ZM201 176H202V178H201ZM210 177V178H207V177ZM216 178H215V177ZM223 178H222V177ZM226 178H225V177ZM233 176H235L234 178H233ZM38 177V178H37ZM79 178V180H80V182L78 181V178ZM127 177H131V178H127ZM179 177H181V179L182 180H178V178ZM230 177V178H229ZM236 177H238V179L236 178ZM249 177L251 178V180L250 181H248V179H249ZM41 178V180H39ZM61 178H63V179H61ZM83 178V179H82ZM98 178H100V179H98ZM122 178V179H121ZM170 178H172V179H170ZM198 178L200 179V180H198ZM204 178V179H203ZM213 178H215V179H213ZM225 178V179H224ZM248 178V179H247ZM256 178V179H255ZM36 181H35V180ZM70 179V180H69ZM81 179L82 180H84V181H81ZM85 179H88V181L90 180V181H93V182H88V181H86ZM115 181H114V180ZM142 179V180H141ZM152 181H151V180ZM227 182H225L224 180ZM230 181H229V180ZM242 179H244L245 180V182H244V180H242ZM45 180V181H44ZM47 180V181H46ZM61 180V181H60ZM66 180H68V181H66ZM94 180H97V182H95ZM104 180V181H103ZM109 180V181H108ZM132 180V181H131ZM154 180H157V182H155ZM163 180V181H162ZM184 180V181H183ZM203 182H202V181ZM206 180V181H205ZM233 180V181H232ZM253 180V181H252ZM31 181H33L32 182V184H31ZM43 181V183H41V182ZM50 181V182H49ZM63 181L64 182H68V183H70L69 184V187H67L68 186V183H63ZM71 181V182H70ZM105 181H107V182H105ZM121 181H123V182H121ZM143 181V182H142ZM160 181V182H159ZM179 183H178V182ZM182 181V182H181ZM212 181V182H211ZM218 181V182H217ZM224 181V182H223ZM38 182H40V183H38ZM57 182V183H56ZM60 182H62V184L60 183ZM110 182H112V185L111 184H108V183H110ZM129 182H131V183H129ZM145 182H147V184L145 183ZM153 182V183H152ZM173 182V183H172ZM201 182H202V184H201ZM205 182H206V185L204 186L203 184H205ZM221 182H223V184L221 185ZM241 182V183H240ZM250 182H252L251 184H248V183H250ZM47 183H49V184H52V185H48ZM85 183H88V185L86 186V185H83V184H85ZM101 183H103L102 185H104V186H102L101 185ZM128 183V184H127ZM152 183V184H151ZM184 183V184H183ZM193 183V184H192ZM210 183H212V184H210ZM218 183V184H217ZM237 184V185H234V184ZM242 185L243 184V188H242V186H240V184ZM253 183H255V184H253ZM35 184V185H34ZM45 185V184H47L48 185V187L50 188H46V186H43V185ZM64 184V185H63ZM67 184V185H66ZM93 184V185H92ZM121 184V186L119 187V185ZM132 186H131V185ZM135 184H136V187H134L135 186ZM146 184V185H145ZM188 184H190L191 186L190 187H188L189 185ZM208 184V185H207ZM220 184V185H219ZM228 184V185H227ZM234 186H233V185ZM246 184H248V185H251L252 187H250V186H247V187H250V189L251 190H249V188L247 189L246 188V186H244V185H246ZM41 185V186H40ZM57 185V186H56ZM59 185V186H58ZM70 185H72L71 187H70ZM74 185V186H73ZM80 185H82V186H84L83 188L82 187H80ZM97 185V186H96ZM101 185V186H100ZM108 185H110V187H108L107 188V186ZM127 185H129L128 187H125V186ZM134 185V186H133ZM169 185H170V187H169ZM195 185V186H194ZM200 187V185H201V188H203L202 190L204 191V193H205V195H208L207 197L205 196V197H203V195H202V191H201V188H200V190H199V188L197 187ZM211 186L212 187V190H211V187H208V186ZM239 185V186H238ZM258 185V186H257ZM34 188H33V187ZM36 186H37V188H36ZM106 186V187H105ZM124 186V187H123ZM139 186V187H138ZM176 186V187H175ZM220 186V187H219ZM222 186H223V189H222ZM228 186V187H227ZM232 186V187H231ZM44 187V188H43ZM53 187V188H52ZM67 187V188H66ZM99 187H101V188H99ZM103 187V188H102ZM174 187V188H173ZM197 187V188H196ZM215 187H217L216 188V190L215 191H217V193H219V194H221L220 196H223V197H219L218 195L219 194H217V193H215L213 190H214V188ZM238 187H240L239 189H243V192L245 193H242V190H240L239 191V189H238ZM254 187H256V188H254ZM257 187H259V188H257ZM82 188V189H81ZM124 188V189H123ZM137 188V189H136ZM163 188V189H162ZM178 188H179V190H178ZM183 188V189H182ZM187 188V189H186ZM191 188V190L189 191L188 189H190ZM234 188V189H233ZM245 188V189H244ZM92 189V190H91ZM124 191H123V190ZM175 189V190H174ZM208 189L209 190H211V191H208ZM219 189V190H218ZM238 189V190H237ZM254 189V190H253ZM77 190V191H76ZM85 190V193H87V195H85L83 198H80V199H73L72 198V194H73V192L75 193H77L78 191H84ZM88 190V191H87ZM89 190H90V192H89ZM119 190L121 191V193L119 192ZM126 190V191H125ZM132 190V191H131ZM152 192H151V191ZM170 190L172 191V193H173V195H172V193H170ZM183 190V191H182ZM205 190H206V192H205ZM221 190H222V192H221ZM108 191H111V192H108ZM113 191V192H112ZM148 191V192H147ZM186 191H188V192H186ZM200 192V193H197V195H195L196 193L195 192ZM212 191H213V194H212ZM227 191V192H226ZM236 191V192H235ZM239 193H238V192ZM253 191V192H252ZM138 192V193H137ZM150 192V193H149ZM183 192V193H182ZM184 192H186V193H184ZM231 192H232V194H231ZM234 192H235V194L237 195H234ZM240 192H241V194H244V195H241L240 194ZM259 192V193H258ZM72 193V194H71ZM126 193V194H125ZM137 193V194H136ZM147 193H148V195H147ZM162 193V194H161ZM175 193H178L179 195H181V196H179L178 194H177V196H175ZM203 193V194H204ZM71 194V195H70ZM130 194V195H129ZM154 194V195H153ZM168 194V196L170 197V199H169V197L168 196H165V195H167ZM189 194V195H188ZM222 194H224V195H222ZM226 194H228V195H226ZM239 194H240V196H239ZM247 194V195H246ZM252 194V196H253V194L255 195V196H253V198L251 199V198H248L249 197V195H251ZM66 195H69V196H71V197H69V198H65L66 197ZM99 195V196H98ZM106 195H107V198H106ZM111 195H112V197H111ZM129 195V196H128ZM135 195V196H134ZM139 195V196H138ZM141 195V196H140ZM144 195V196H143ZM187 195V196H186ZM194 195V196H193ZM61 196H65L64 198L65 199H63V197H61ZM94 196H96V197H94ZM102 196H103V198H105L104 200H102ZM124 196V197H123ZM132 196H134L133 197V199H132ZM173 196V197H172ZM218 196V197H217ZM228 196H229V198H228ZM242 196H244V200H243V197ZM246 196V197H245ZM251 196V197H252ZM128 197V198H127ZM131 197V198H130ZM139 199H138V198ZM154 197V198H153ZM162 197H163V199H162ZM179 197V198H178ZM181 197V198H180ZM190 197V198H189ZM209 197H210V199H209ZM220 198V199H216V198ZM235 197V199H232V198H234ZM71 198V201L69 200ZM100 198V199H99ZM126 199V202L124 201V199ZM135 198V199H134ZM173 198V199H172ZM191 198H193V200L191 199ZM195 198V199H194ZM222 198H224V200L222 199ZM240 198L242 199V200H240ZM115 199V200H114ZM137 199V200H136ZM142 199V200H141ZM154 199V200H153ZM192 201H190V200ZM252 200L251 201V203L249 202V200ZM66 200V201H65ZM74 200V201H73ZM90 200H92V201H94L95 203H98V204H94V202H92V201H90ZM133 200L135 201V202H133ZM141 200V201H140ZM151 200H153V201H151ZM178 200V201H177ZM185 200V201H184ZM197 202H196V201ZM216 200V201H215ZM113 201V202H112ZM127 201H128V203H127ZM161 201V202H160ZM167 201V202H166ZM169 201V202H168ZM175 201V202H174ZM187 201H189V202H187ZM201 201V202H200ZM206 201H207V203H206ZM228 202L227 204H226V202H225V204L224 203H222V202ZM242 201H244V203L246 202L248 205H246V203L244 204ZM67 202V203H66ZM113 203V205L114 206H112V203ZM114 202H115V204H114ZM148 202H150V204L148 203ZM154 204V205H152V203ZM155 202V203H154ZM158 202V203H157ZM203 202H205V203H203ZM219 204H218V203ZM235 202V203H234ZM258 202V203H257ZM68 203H70V204H68ZM77 203H78V205H77ZM105 203V204H104ZM110 203H111V205H110ZM118 203V204H117ZM120 203V204H119ZM180 203V204H179ZM186 203L188 204V203H190V204H188V206L186 205ZM202 203V204H201ZM239 203L240 204H242V205H239ZM257 203V204H256ZM75 204V205H74ZM88 204V205H87ZM103 205V207H102V205ZM124 204H126V205H124ZM131 204V205H130ZM139 204V205H138ZM149 204V205H148ZM160 204V205H159ZM192 204V206H190ZM198 204V205H197ZM231 204V205H230ZM232 204H234V206L232 205ZM244 204V205H243ZM99 205V206H98ZM110 205V206H109ZM121 205H123V206H125V208L124 209H126L127 208V211L129 210V214L128 215H131L132 216V218L130 219V221L132 222V220L135 218L137 221H135V219H134V221L135 222H137L136 224H134L135 222L133 221L132 223L131 222H129V216L128 215H126V212L127 211H120L119 212V207L121 206ZM151 205V207H149ZM179 205H181V206H179ZM226 205V206H225ZM227 205H228V207H227ZM111 206H112V208H111ZM127 206V207H126ZM132 208H130V207ZM133 206H134V209H133ZM155 206V207H154ZM164 206H166V208L164 207ZM168 206H170L171 208H173V209H171L170 207H168ZM240 206H242V207H240ZM100 207H102V208H100ZM110 207V208H109ZM117 207V208H116ZM128 207H129V209H128ZM162 207V208H161ZM164 207V208H163ZM183 207V208H182ZM184 207H185V209H184ZM233 207V208H232ZM240 209H239V208ZM251 207V208H250ZM105 208V209H104ZM107 208H109L108 210H107ZM115 208V209H114ZM140 208V209H139ZM150 210H149V209ZM154 208V209H153ZM159 208V209H158ZM181 208V209H180ZM188 208H189V211H188ZM223 208V209H222ZM249 208V209H248ZM100 209H102V210H100ZM194 209V210H193ZM225 209V210H224ZM229 209H232V211L230 212V210ZM233 209H235V210H233ZM107 210V211H106ZM111 210V211H110ZM116 210H118V214H117V212H115ZM120 210H122V206H121V209ZM132 210H136V211H133V212H135V214L137 215V216H142L143 217V215H145L144 217H145V219H143L142 217V219L141 218H139V217H135V214L134 213H132V212H130V211H132ZM142 211V212H140V211ZM152 210V211H151ZM156 210V211H155ZM161 210V211H160ZM167 210V211H166ZM199 210V211H198ZM238 210V211H237ZM149 211H151V212H149ZM193 212V214L192 213H187V212ZM216 211V212H215ZM234 211V212H233ZM104 212H106V213H104ZM111 212V213H110ZM159 212H161V216H160V214H159ZM164 212L166 213H170V214H168V216H167V214H164ZM233 212V213H232ZM241 212H244V213H241ZM250 212V213H249ZM113 213V214H112ZM115 213V214H114ZM119 213H120V215H119ZM123 213V214H122ZM144 213H146V214H144ZM148 213V214H147ZM153 215H152V214ZM175 213V214H174ZM188 215H187V214ZM111 214L112 215H114V216H111ZM123 216H122V215ZM133 214H134V216H133ZM138 214H142V215H138ZM151 214V215H150ZM155 214V215H154ZM172 214H174V215H177V216H175V217H171L172 216ZM179 214V215H178ZM186 214V215H185ZM242 214V215H241ZM73 215H83V216H85V217H87V220H88V226H87V228H85V229H83V230H81V229H78V228H76V227H71V226H69L68 225V223H67V217H70V216H73ZM148 215H149V217L150 218H148ZM164 215V216H163ZM173 215V216H174ZM184 215V216H183ZM198 215V216H197ZM119 216H120V220L121 221H124L125 223H130V225H133V226H135V227H131L129 224H127V227H123V226H125L126 224L123 222H121L120 220H118L119 219ZM125 216H127V217H125ZM130 216V217H131ZM161 217V219L159 218V217ZM187 216L188 217H190V219L192 218L193 219V221L191 222L190 221V219H187ZM204 218H203V217ZM216 216V217H215ZM228 216V217H227ZM104 217V219H102ZM111 219H110V218ZM116 217H118V219L116 218ZM124 219H123V218ZM134 217V218H133ZM151 217H153L152 219H154L153 221H149V220H152L151 219ZM168 217V218H167ZM182 217H183V219H182ZM219 217H220V220L221 221H219L218 219H219ZM92 218V219H91ZM109 218V219H108ZM113 218H114V220H115V218H116V220L117 221H119V222H115L114 220H113ZM127 219V221L128 222H126V219ZM146 218H148V219H146ZM161 220H159V219ZM164 218V219H163ZM177 219V220H180L179 222V224L178 223H176V224H173V221L175 220V219ZM200 218H202V220L200 219ZM229 218H232V219H229ZM95 219V220H94ZM123 219V220H122ZM157 221H156V220ZM166 219H168L167 221L169 222V223H164V221L166 220ZM191 219V220H192ZM109 222V220L112 222V220H113V222H115L116 224L117 223H119L121 226H119L118 227V225L119 224H117V226L115 225V223H113L114 224V226L111 224L110 226L112 227V229H111V227H108V228H106L107 226H109V223H111V222H107V221ZM140 220V221H139ZM159 220V221H158ZM177 220H175L174 222H176ZM97 221H99V223L97 222ZM101 221V222H100ZM102 221H104V222H102ZM143 221H145L146 223H142L141 224V222H143ZM167 221H165V222H167ZM201 221V222H200ZM213 221V222H212ZM105 222L108 224H105ZM147 222H148V225L149 226H147L146 224H147ZM154 222H157V224L156 223H154ZM186 222V223H185ZM216 222V223H215ZM98 223V224H97ZM104 223V224H103ZM122 223V224H121ZM124 224V225H123ZM141 224V225H140ZM143 224L145 225V227H142L143 226ZM162 224V225H161ZM168 224H170V225H168ZM217 224V225H216ZM220 224V225H219ZM222 224V225H221ZM103 225H106L105 227L103 226ZM139 227H138V226ZM153 225V226H152ZM161 227H160V226ZM166 225V226H165ZM175 227H174V226ZM176 225H181L180 227H178V229L177 230H179L180 231V228L183 226H185L184 228H186V230H184V228H181V230H183V231H180V236H179V233H178V231H176V229L175 228H177L176 227ZM149 227V229L147 228V227ZM165 226V229L163 228ZM173 226V227H172ZM102 227H104L103 229H102ZM116 227H118V228H120V230L117 228L116 230L117 231H119V232H117L116 230H114L115 232H113V229H115ZM128 227L129 228H135L134 230L132 229H130V231H129V229H128ZM137 227V228H136ZM150 227L151 228H153V229H150ZM154 227H157V230L154 228ZM168 229H167V228ZM188 227V228H187ZM210 227H213L212 229L210 228ZM99 228H101L100 230L102 231V232H104L105 234H104V237L102 236V238H101V235L103 234L101 231H97V230H99ZM105 228L107 229V230H111L112 232H105V231H107V230H105ZM123 228H126V229H123ZM144 228H147V229H144ZM158 228H160V229H158ZM166 231V232H168V233H170V234H166V232H164V230ZM171 228H173L174 230H171L170 232H169V230L171 229ZM138 229H141L142 231L143 230H148V232H142L141 230H139V232H138ZM207 229V230H206ZM211 229V230H210ZM223 229V230H222ZM246 229V230H245ZM104 230V231H103ZM129 231L128 232V234H127V231ZM150 230V231H149ZM155 232V231H157L158 232V234H155L153 231ZM210 230V231H209ZM213 230V231H212ZM125 232V234H123L124 232ZM132 231V232H131ZM140 231L142 232V233H140ZM160 231H161V234L162 235H159L160 234ZM164 232V234H163V232ZM187 232L186 234L184 233V232ZM237 231V232H236ZM116 232H117V234H116ZM123 234V235H120L121 233ZM133 232H136L135 234H133ZM156 232V233H157ZM174 232V233H173ZM177 232V233H176ZM220 232V233H219ZM109 234V235H107V234ZM120 233V234H119ZM129 233H131V235L129 234ZM145 235H144V234ZM147 233V234H146ZM149 233H150V235H149ZM153 233V234H152ZM189 233V234H188ZM191 233H193V235L191 234ZM196 233V234H195ZM209 233H210V235H209ZM232 233V234H231ZM94 234H96V235H98V237L96 236V235H94ZM99 234H101V235H99ZM119 234V235H118ZM133 234V235H132ZM140 234V237L141 238H139V237H137L138 235ZM142 234L146 237H144L143 236V238H142ZM175 234V235H174ZM184 234V235H183ZM213 236H212V235ZM225 234V235H224ZM231 234V235H230ZM113 235V236H112ZM128 235V236H127ZM147 235V236H146ZM167 235V236H166ZM173 235V236H172ZM186 235V237H184ZM191 235V236H190ZM217 235H220L219 236V238H218V236ZM260 235V236H259ZM100 236V237H99ZM115 236H116V238H115ZM118 236H120V237H118ZM121 236L123 237V236H125V237H123V238H121ZM126 236H127V238H126ZM130 236H132V238L130 237ZM149 236V237H148ZM151 236V237H150ZM156 239L155 240V242H154V239H153V237ZM157 236V237H156ZM170 238H169V237ZM177 236H179V238L177 237ZM231 236V237H230ZM136 237V239H138L137 241H134L133 239ZM173 237V238H172ZM174 237H175V239L176 240H171V239H174ZM208 237H210V238H208ZM225 237V238H224ZM228 237H229V239H228ZM97 238H100V239H98V241H97ZM111 238V239H110ZM113 238V239H112ZM128 238H130V239H132V240H130V239H128ZM148 238H149V240H148ZM150 238H152V239H150ZM166 238V239H165ZM170 240H169V239ZM182 238H184V240L182 239ZM190 238V239H189ZM216 238V239H215ZM226 238H227V240H226ZM108 240L109 241V244L111 243V245H109L108 246V244H106L107 246L106 247H104V243H108L107 241H105V240ZM110 239V240H109ZM142 239V240H141ZM148 241H147V240ZM168 239V240H167ZM179 239V240H178ZM187 241H186V240ZM206 239H208V240H206ZM220 239V240H219ZM262 239V240H261ZM99 240H101L100 241V243H98L99 242ZM118 240V241H117ZM125 240V241H124ZM139 240H140V242L141 243H143V246H142V244L141 243H139ZM151 240V241H150ZM157 240H159L158 242H156ZM162 240H164V242H162ZM181 240V241H180ZM215 240V241H214ZM223 240H225V244H224V241ZM229 240V241H228ZM240 240V241H239ZM123 241V242H122ZM142 241H144V242H142ZM147 241V242H146ZM180 241V242H179ZM201 241H202V244L204 245H200V243H201ZM232 241H233V243H232ZM235 241V242H234ZM115 242H116V244L118 245V247H117V245L115 244ZM119 242V243H118ZM135 242V243H134ZM150 242V243H149ZM151 242H152V244H151ZM154 242V243H153ZM261 242V243H260ZM121 243V244H120ZM139 244V245H136V244ZM157 243V244H156ZM160 243H162V244H160ZM197 245H195V244ZM239 243V244H238ZM101 246V248H100V246ZM149 244H151V245H149ZM165 244V245H164ZM173 244V245H172ZM182 244V245H181ZM224 244V245H223ZM259 244V245H258ZM264 244V243H263ZM103 245V246H102ZM116 245V246H115ZM121 245V246H120ZM146 247H145V246ZM148 245V246H147ZM161 245V246H160ZM178 245L179 246H184V251L186 250V253H185V255L183 254V252L181 253L180 251H183V250H181L180 249V247H178ZM195 245V246H194ZM206 245L207 246H209V247H211L210 249L208 248L207 249V247H206ZM213 245H215V246H213ZM151 246V247H150ZM153 246V247H152ZM162 246H165V247H169L168 249H166L165 247H163V248H165L166 250H163V248H162ZM178 248H177V247ZM193 246V247H192ZM224 246H225V248H224ZM235 248H234V247ZM260 249H257V247ZM260 246V247H259ZM117 247L118 249H115V248ZM120 247H122V248H120ZM143 247V248H142ZM145 247V248H144ZM148 247V248H147ZM170 247H171V249H170ZM193 249H195V251L193 252V250H191V248ZM197 247H202V248H197ZM221 247V248H220ZM113 248H114V250H113ZM162 248V249H161ZM182 248V247H181ZM186 248V249H185ZM256 248V250H254ZM122 249V250H121ZM173 249V250H172ZM187 249H189L188 251H187ZM204 249L206 250H210V252L209 251H207V252H204ZM218 249V250H217ZM107 250V251H106ZM190 250H191V252H190ZM200 251V253H201V251H202V253L203 254H201L200 255V253H199V251ZM212 250H214L213 252H212ZM233 252H232V251ZM261 250H263V252L261 251ZM104 251V252H103ZM168 251V252H167ZM197 251V252H196ZM217 251V252H216ZM220 253H219V252ZM227 251V252H226ZM253 251H255V252H253ZM122 252H123V254L124 255H127V256H124L123 254H122ZM165 252V253H164ZM209 252V253H208ZM242 252V253H241ZM105 253H107L106 255H104ZM112 253V254H111ZM208 253V254H207ZM213 253H214V255H213ZM254 253V254H253ZM108 254H109V256H108ZM122 254V255H121ZM139 254H141L140 256H139ZM182 254V255H181ZM204 254H205V257H204ZM209 255V258H208V256L207 255ZM212 254V255H211ZM225 254V255H224ZM232 254H234V255H232ZM251 254H252V257H251ZM111 255V256H110ZM113 255H116V257L115 256H113ZM129 255V256H128ZM133 255H136V257H134ZM180 255V256H179ZM184 255V256H183ZM197 255V256H196ZM200 257H199V256ZM222 255H224L223 256V258L221 257ZM260 256V257H258V256ZM263 255V256H262ZM126 257V258H124V259H122V258H120V257ZM133 257V260H135V261H133L132 260V257ZM139 256V257H138ZM178 256V257H177ZM183 256V257H182ZM195 256V257H194ZM201 256L203 257V258H201ZM206 256H207V258H206ZM107 257V258H106ZM114 257V258H113ZM131 257V258H130ZM137 257L138 258H140L139 260H137ZM159 257V258H158ZM162 257V258H161ZM180 257V258H179ZM189 257H191V258H189ZM197 257H199V259L197 258ZM228 257V258H227ZM245 257V258H244ZM112 258V259H111ZM119 258V259H118ZM129 258V259H128ZM135 258V259H134ZM155 258V259H154ZM157 258L158 259H160V261L159 260H157ZM177 258V259H176ZM185 258V259H184ZM195 258V259H194ZM205 258V259H204ZM215 258V259H214ZM221 259V261H219L220 259ZM246 258L248 259L247 261H246ZM251 258V259H250ZM253 258V259H252ZM255 258V259H254ZM114 259V260H113ZM118 259V260H117ZM121 259V260H120ZM126 259H128V260H126ZM131 259V260H130ZM142 259H144L145 260V262H144V260H142ZM154 259V260H153ZM179 259V260H178ZM201 259H203L202 261H201ZM212 259H214V261H212ZM117 260V261H116ZM137 260V261H136ZM142 260V261H141ZM155 260H157V261H155ZM187 260V261H186ZM208 260V261H207ZM107 261V262H106ZM217 261H219V262H217ZM138 262V263H137ZM144 262V263H143ZM177 262H179V263H177ZM190 262V263H189ZM203 262H205V263H203ZM257 262V263H256ZM115 264V263H114Z\"/></svg>","mask_w":264,"mask_h":264},{"label":"bare ground","instance_id":"6f19581e","mask_svg":"<svg viewBox=\"0 0 264 264\" xmlns=\"http://www.w3.org/2000/svg\"><path fill=\"white\" fill-rule=\"evenodd\" d=\"M93 1L94 0H2V1H0V7H1V9H0V32L1 33H3V32H6L5 33V35L7 34V33H11L12 35H15V36H17V37H19L21 40H22V42H23V44L25 45V48L27 49V51L30 53V48H31V51H33V53L34 52H38L39 51V54H40V52H42V56H44V57H42V65L44 66V68H45V71L47 70V69H49L50 68V66H52L53 68H54V66H53V60L52 59H54V58H50L49 57V55H48V52H50L49 50H51V44L53 43V40L55 39V41H57L56 40V35H62L63 33L64 34H66V32H68V34H66L67 36H64L63 38H64V40L65 39H67V40H70V41H68V45H67V47H69L70 45V50H71V54H74V55H72L71 56V54L69 55L70 57V61L68 62V63H66V72H63V71H61V72H59V73H57V75H56V77H55V85H56V88H55V90H53L54 91V94H56V95H58V97H59V95H61V94H67L68 96L69 95H72L71 97H73V95H75V94H78V93H82V92H84L85 91V86H86V83H88V82H86L85 83V81L88 79V75H89V69L88 68H90L91 66L92 67H94V66H96V68L99 70V71H101V73H103V75L105 74V76H108L109 74H108V71H111V70H113V73H118L119 75L121 74V75H123V74H125V69H126V66H131V65H133L134 63H136V60H135V58L137 57V55L139 54L140 55V53L142 52L141 50H144V48H143V45H144V43H147L146 41H149V38H150V32H154L153 34H155L154 36H156L157 34H158V37H159V39L158 40H156L155 39V41H154V43H156L157 42V44H159V43H161V45H162V41H164L163 40V38H162V41H161V35L159 36V34H160V32L162 31L161 30V27L163 28H168L169 29V27L171 26L170 25V23H168L169 25H167V26H169V27H167V26H162L161 25V27L158 29H156L155 30V27H154V25L156 24L155 23V21H154V19H158V17L157 18H155L154 17V19H153V14L152 13H154L155 11L154 10H151V8L153 7V6H151V7H149L148 5H151V4H153V3H151L152 2V0H148V2L149 3H151V4H143L144 6L145 5H147L148 7H142V11L140 10L141 8H139L140 6H142V3H143V1L144 0H142V3H141V5L139 4V7H137L140 11H137V8H136V10H130V8H128V10H126V11H121V12H119V13H116V14H114L112 17H111V19H110V21H109V23H107V24H99L98 22V14H97V12H98V10H97V12H92V10H93V7H92V4H93ZM97 1V0H96ZM95 1V2H96ZM124 1H126V0H124ZM147 1V0H146ZM151 1V2H150ZM155 1V0H154ZM159 1V0H158ZM165 1V0H164ZM104 2H105V0H104ZM114 2V1H113ZM123 2V1H122ZM228 2H229V5L228 6H225V7H222V6H219V2H218V0H217V2L216 1H213V4L214 3H217L218 4V6H214V7H211V9H210V11H208V10H204L203 12H199V11H195V10H198V9H195V10H187V11H185V12H181V9L179 8V10L180 11H178V12H180V13H178V15H180V22H177V24H176V22L174 23V22H171V24L172 23H174L173 25H177V26H180V29H182L184 32H183V35H180V36H175L176 38H178V45H179V49L180 50H174L173 49V51H174V54H175V58H176V60H177V62H178V65H179V63L180 64H182V65H184V67L186 68V67H188L189 68V70H190V76L188 77V78H186V74L184 75V74H182V75H184V78H186V79H183V81H182V86H183V84L184 85H186V89L185 88H183V89H185V90H182L181 89V87H180V85H179V87H180V89H177V88H174V90L175 89H177V90H181V91H178V93H177V95H178V97L180 96L179 95V93H181V95L183 94V96H187L188 97V95H189V97H188V99H186V100H189L191 103H188V101H186V103L185 102H183L182 104H178L177 105V107L178 108H176V109H178V111H192L191 113H190V115L192 114V113H195V111H201V113L204 111V112H206V114H207V112L208 113H210L209 111H208V108L205 110L204 109V107L203 108H200V106H199V108L201 109H199V108H197L196 106H198L199 105V101H200V99H198V98H196L198 95L200 96H202L203 97V94H206L207 93V87H211V88H213V89H215L216 90V92L215 91H213V89H210V91H213V92H215V93H217V95H215L216 97L215 98H212L211 100H213V104H214V107H213V112L215 111H243V115H244V112H247V111H249L248 112V114L246 115V116H241V117H243L242 119H240L239 121H237V122H234L233 124H229L230 122H227V123H219V122H221V121H223L225 118H223L222 116H221V121H220V119H219V122H217V123H219L218 124V126L216 125V126H214L215 128H213V126H212V130H211V127L209 128V130L206 132V134H208V132L210 131H212L213 133H211V134H208V135H214L213 137H211V138H209V139H206L203 143H202V153L204 154V153H206L204 156H206V158L208 157V155L209 154H211L212 152H215V151H217V150H219L220 148H221V150H222V147H224V146H227V145H229V147L230 146H233L234 147V145L236 144V142H238V145H240V146H243V142H245V145H247L246 143H250L251 142V139L248 141V142H246V141H244V139L246 138V135H250V137L252 138V137H255L256 139L254 140L255 142H256V150H257V153H258V156L257 155H252V154H254V153H251V156L253 157L252 158V160H250V162L253 164L254 163V161H256V160H254V159H256L257 157H261V164H262V166H263V168L262 169H260L261 168V165H260V171H262V170H264V85H263V88L259 91V92H257L256 90V93H258V95H256V96H254L253 94H251L252 92V88L255 86V84H256V82H259V81H261L262 80V78L264 77V0H228ZM97 3V2H96ZM96 3H94V4H96ZM120 3H121V1H120ZM136 3V2H135ZM156 4H157V1L155 2ZM191 3V2H190ZM212 3V2H211ZM129 4V3H128ZM137 4H138V2H137ZM113 6H115L114 4H112ZM112 5H110V1L109 0H106V3H104V8H102V10L104 11V10H106V11H108L109 9H110V6H112ZM125 5H127V3L125 4ZM124 5V6H125ZM207 5V4H206ZM96 6V5H95ZM95 6H94V8H95ZM113 6H112V9H113ZM131 6V5H130ZM135 6V5H134ZM133 6V7H134ZM160 7H161V5H159ZM163 6H164V3H163ZM155 7V6H154ZM160 7H158V8H160ZM206 7V6H205ZM100 8H101V6H100ZM121 8V7H120ZM123 8V7H122ZM96 9V8H95ZM119 9V8H118ZM127 9V8H126ZM134 9H135V7H134ZM153 9V8H152ZM155 9H157V8H155ZM101 10V9H100ZM102 10L101 11H99V14H100V12H102ZM159 10H161V12L160 13H163V15L164 14H166V13H164L163 11H162V7H161V9H159ZM158 10V11H159ZM171 9H169V12H171L172 10H173V8H172V10L170 11ZM177 10V9H176ZM94 11V10H93ZM113 11V10H112ZM157 11V10H156ZM182 11H183V9H182ZM206 11H208V12H206ZM109 12V11H108ZM107 13V12H106ZM105 13V11H104V16H103V18L105 17V16H107V15H105L106 14ZM156 13L157 12H155V15H156ZM168 13V12H167ZM173 13L175 14L176 12H174V10H173ZM107 14H109V13H107ZM157 14H159V13H157ZM101 15H102V13H101ZM176 15V14H175ZM174 15V16H175ZM159 16V15H158ZM160 17V16H159ZM102 18V17H101ZM102 18V19H103ZM166 18V16L164 17V19ZM174 19L175 17H171V19ZM124 19H126V22H137L139 25H137V27H136V30L138 29L139 30V32L141 33L140 35H141V38L140 39H134V41H132V43L128 46V48H126V49H121L120 50V52L118 53V54H114V55H111V53L109 52V55H107L106 54V44H105V41L106 40H108V41H110L111 40V36H110V30H109V28H108V26H110V23H112L113 24V27H111L110 29H113L115 26V28H116V31H117V29H118V27H117V25H119L120 23H121V21L122 20H124ZM172 19V20H173ZM71 20H75V21H80V25L78 26V28L77 29H75L74 28V30H68V31H66V30H64L63 29V26L64 25H66L67 26V23L68 22H64V21H70L71 22ZM106 20V19H105ZM168 18H167V20H164V21H167L168 22ZM172 20H169V22L170 21H172ZM64 22V23H66V24H63V26H62V29L61 28H58V24L57 23H60V22ZM74 21V22H75ZM157 21H159V20H157ZM174 21V20H173ZM243 21H246V23H245V26L243 25ZM126 22H122V24H125ZM163 23V22H162ZM162 23H160V24H162ZM166 22H164V24H165ZM72 24H73V22H72ZM76 25V24H75ZM115 25V26H114ZM121 25V24H120ZM130 25V24H129ZM128 25V26H129ZM175 25V26H176ZM61 26V25H60ZM59 26V27H60ZM74 26V25H73ZM72 26V27H73ZM132 26H133V24H132ZM174 26V27H175ZM67 27H69V26H67ZM130 28H132L131 26H129ZM65 28V27H64ZM164 28H163V30H164ZM173 27L171 26L170 27V30L172 29ZM58 29H59V31L60 32H58ZM61 29V30H60ZM66 29V28H65ZM174 29V28H173ZM62 30H64L63 31V33L62 34H59V33H61L62 32ZM126 30V29H125ZM135 30V29H134ZM69 31H71V35H69ZM166 31H168V30H166ZM72 32H73V34H72ZM112 32H114V29L112 30ZM119 32V31H118ZM118 32L116 33V32H114V33H112L111 35H116V34H118ZM120 32H122L121 30H120ZM132 32H134V31H132ZM137 32V31H136ZM162 33V32H161ZM167 33V32H166ZM173 33V32H172ZM175 34H177V32L175 33ZM31 35H35L33 38H30V36ZM132 36L134 35L133 33L131 34ZM139 35V34H138ZM137 35V36H138ZM71 36V37H70ZM122 34H121V38H122ZM170 36V35H169ZM67 37H69V39L67 38ZM157 37V38H158ZM59 38H61V37H59ZM115 38H117V37H115ZM114 38V39H115ZM121 38H120V40H121ZM175 38V39H176ZM0 39H1V37H0ZM114 39H112L113 41H114ZM153 39V38H152ZM174 39V40H175ZM60 40V39H59ZM116 40V39H115ZM123 40V39H122ZM126 40H128V39H126ZM130 40H131V38H130ZM167 40H169V39H167ZM177 40V39H176ZM108 41H106V43H108ZM119 41V40H118ZM129 41V40H128ZM128 41H126V42H124V40L122 41L123 43H125V45H126V43L128 42ZM52 42V43H51ZM57 42H59V41H57ZM122 42H120L119 41V47H124V44L122 43ZM151 42H153V40L151 41ZM165 43H166V39H165V41H164ZM168 42L170 43L169 45L170 46H172L171 45V42H170V40L169 41H167V44H168ZM54 43H56V42H54ZM115 43V42H114ZM123 44V45H121L120 46V44ZM130 43V42H129ZM128 43V44H129ZM164 43V44H165ZM60 44V43H59ZM117 44H116V46H117ZM127 44V45H128ZM148 44H151V43H148ZM163 44V46H165ZM53 45V44H52ZM151 45H153V44H151ZM160 45V44H159ZM174 46V45H173ZM57 47V46H56ZM115 46L113 45V48H114ZM143 49H142V48ZM148 47V46H147ZM160 47V49H161V46H159ZM166 47V46H165ZM61 48V47H60ZM152 48V47H151ZM167 48H169V49H167L166 51V53H168V54H170L171 53V49L173 48V47H167ZM115 49V48H114ZM118 48H116V50H117ZM145 49H146V46H145ZM58 50V49H57ZM108 50V49H107ZM116 50H114V51H116ZM149 50H150V48H149ZM154 50V49H153ZM159 50V49H158ZM53 51H55V50H53ZM53 51H52V53L51 54H53ZM61 51V50H60ZM109 51H110V47H109ZM111 51H113V50H111ZM118 51V50H117ZM58 52V51H57ZM63 52V51H62ZM145 52V51H144ZM3 53V52H2ZM55 53V52H54ZM108 53V52H107ZM113 53V52H112ZM143 53V52H142ZM146 53V52H145ZM149 53V51L147 52V54ZM166 53H163V54H165L166 56H169V55H167ZM38 54V55H39ZM162 54V55H163ZM30 55H32L31 53H30ZM36 55V54H35ZM155 54H153V56H154ZM60 56V55H59ZM58 56V57H59ZM63 56V55H62ZM146 56V55H145ZM158 56V55H157ZM165 56V57H166ZM171 56V55H170ZM41 57V56H40ZM39 57V58H40ZM53 57V56H52ZM55 57V56H54ZM155 57V56H154ZM26 58V57H25ZM24 58V59H25ZM60 58H61V56H60ZM60 58H58L59 60H61L62 61V59H60ZM65 58V57H64ZM69 58H67V59H69ZM141 58H142V56H141ZM174 58V59H175ZM28 59V58H27ZM155 59H157L156 57H155ZM163 59V56H162V58H160V60H162ZM166 59V58H165ZM165 59H163V60H165ZM171 59V58H170ZM55 60V59H54ZM57 60V59H56ZM139 60H141V59H139ZM138 59H137V61H139ZM171 60H173V59H171ZM170 60V61H171ZM39 61V60H38ZM144 61V60H143ZM148 61V58L146 59V61H144V62H147ZM152 61V60H151ZM156 61H158V60H156ZM156 61H153V63L155 62V63H157ZM31 62V61H30ZM54 62H56V61H54ZM140 62H142V61H140ZM144 62H142L141 64L143 65V63ZM162 62V61H161ZM177 62H175V64L177 63ZM18 63H19V61H18ZM57 63V62H56ZM64 63V64H65ZM139 62H137L135 65H137ZM168 63H169V60H168ZM32 64H34V63H32ZM63 64V65H64ZM141 64L139 63L138 65H140V69L141 70H143L144 68H141V67H144V65L143 66H141ZM150 64V63H149ZM148 64V65H149ZM166 64V63H165ZM31 65V64H30ZM60 65V64H59ZM94 65V66H93ZM135 65H133L130 69H126L128 72H129V74H131V72L130 71H132V68L135 66ZM137 65V66H138ZM161 65V63L160 64H156V66L157 67H159V66ZM169 65V64H168ZM167 65V66H168ZM173 66L172 68H176V67H180V66ZM56 66V65H55ZM151 66V65H150ZM152 66H153V64H152ZM162 66V65H161ZM160 66V67H161ZM35 67V66H34ZM56 67H58V65L56 66ZM64 67V66H63ZM149 66H147V68H148ZM154 67V66H153ZM153 67H151L152 69H153ZM159 67V68H160ZM183 66L182 67H180L181 68V70H182V68H184ZM59 68V67H58ZM109 68V69H108ZM128 68V67H127ZM135 68V67H134ZM150 68V67H149ZM150 68V69H151ZM156 68V67H155ZM159 68H157V69H159ZM162 68V67H161ZM160 68V69H161ZM185 68L182 70V71H186L185 70ZM56 69V68H55ZM91 69V68H90ZM140 69H137V70H139L140 71ZM51 69H49V70H47V72L48 71H50ZM136 71V69H133V71ZM169 70H172L171 68L169 69ZM178 69H176V71H177ZM181 70H178V71H180L181 72ZM189 70L187 71V72H189ZM40 71V70H39ZM44 71V72H45ZM98 71V73H100ZM126 71V74L128 73ZM139 71H137L136 72V74L137 73H139ZM145 71V70H144ZM144 71H141L143 74H144ZM153 71V70H152ZM156 71V70H155ZM163 71V70H162ZM161 71V72H162ZM36 72H37V70H36ZM46 72V73H47ZM51 72V71H50ZM52 72H54V71H52ZM96 72H97V70H96ZM141 72H140V74H141ZM146 72V71H145ZM154 72V71H153ZM187 72H185V73H187ZM16 73V72H15ZM147 73V72H146ZM163 73V72H162ZM172 73H173V71H172ZM17 74V73H16ZM151 74H152V72H151ZM158 75H160V77H161V74H159V73H157ZM174 74V73H173ZM100 75V74H99ZM102 75V74H101ZM100 75V76H101ZM117 75V74H116ZM133 76L135 75V72L132 74ZM132 75H131V77H132ZM139 75V74H138ZM145 75V74H144ZM154 75H155V73H154ZM166 75V74H165ZM178 75V74H177ZM177 75H175V77L177 76ZM30 76H32V75H30ZM38 76V75H37ZM42 76V75H41ZM125 76V75H124ZM129 76V75H128ZM125 77V79L127 78V80L129 81V77ZM146 76V75H145ZM173 76V75H172ZM26 77V76H25ZM33 77V76H32ZM44 77V76H43ZM90 77V76H89ZM138 77V76H137ZM154 77V76H153ZM159 77V78H160ZM166 77V76H165ZM170 77V76H169ZM183 77V76H182ZM35 78H37V77H35ZM92 78V77H91ZM103 78H106V77H102V79ZM163 79L162 80H164V77H162ZM177 78V77H176ZM175 78V79H176ZM34 79V78H33ZM168 80V78H165V80ZM170 79H173V77H170L169 78V80ZM32 80V79H31ZM36 80V79H35ZM39 80V79H38ZM42 80V79H41ZM93 80V79H92ZM98 80H99V78H98ZM122 80V79H121ZM146 80L148 81V79H147V77H146ZM153 80H157L156 78L155 79H153ZM161 80V78H160V81H162ZM168 80V81H169ZM176 80H178V79H176ZM22 81V80H21ZM37 81V80H36ZM40 81V80H39ZM96 82H97V80H95ZM116 81V80H115ZM126 81V80H125ZM134 81V80H133ZM174 81V80H173ZM5 82V81H4ZM101 82V81H100ZM122 82V81H121ZM127 82V81H126ZM132 82V81H131ZM137 81H135V83H136ZM153 82V81H152ZM167 82V81H166ZM170 82H172L171 80H170ZM175 82V81H174ZM173 82V83H174ZM184 82V83H183ZM264 82V81H263ZM263 82H261L262 84H264ZM6 83V82H5ZM27 83H29L28 81H27ZM34 83V82H33ZM32 83V84H33ZM36 83V82H35ZM34 83V84H35ZM98 83V82H97ZM116 83V82H115ZM129 83V82H128ZM139 83V82H138ZM169 83V82H168ZM177 83V82H176ZM181 83V82H180ZM4 84V83H3ZM45 84H46V82H45ZM118 84V83H117ZM121 84V83H120ZM132 84V83H131ZM153 84V83H152ZM156 84H157V82H156ZM170 84V83H169ZM40 85V84H39ZM39 85H37V87L39 86ZM42 85H43V83H42ZM50 85H52V84H50ZM97 85V84H96ZM96 85H94L95 87L94 88H96ZM142 85V84H141ZM159 86H158V89L160 88V84H158ZM171 85V84H170ZM174 86H177V85H175V84H173ZM173 85H171L172 87L171 88H173L174 86ZM258 85V84H257ZM35 86V85H34ZM116 86V85H115ZM122 86V85H121ZM136 86V85H135ZM135 86H134V89H135ZM146 86V85H145ZM147 86H148V84H147ZM151 86V85H150ZM154 86H156L157 87V85H154ZM16 87V86H15ZM41 87V86H40ZM40 87H39V89H40ZM109 87V86H108ZM119 87V86H118ZM123 87V86H122ZM142 87H143V85H142ZM161 87H163V86H161ZM259 87V86H258ZM17 89H18V87H16ZM33 89H34V87H32ZM32 88H31V90H32ZM46 88V87H45ZM91 88V87H90ZM120 88V87H119ZM137 88V87H136ZM140 88H141V86H140ZM153 88V86L150 88V90ZM163 88H166V87H163ZM11 89H13V87H11ZM91 89H93V88H91ZM90 89V90H91ZM132 89V88H131ZM131 89L129 90L130 91V94L133 92V91H131ZM142 89V88H141ZM140 89V90H141ZM154 89V88H153ZM152 89V90H153ZM157 91H158V89L157 88H155ZM154 89V90H155ZM229 90V91H227L228 93H227V95H229L230 94V96H227L226 95V91L225 90ZM14 90V89H13ZM13 90H10V91H13ZM18 90H20V88L18 89ZM38 90V89H37ZM94 90H96V89H94ZM114 90V89H113ZM127 90V89H126ZM133 90V89H132ZM143 90V89H142ZM148 90V89H147ZM146 90V91H147ZM151 90V91H152ZM161 90H163L162 88H161ZM164 90H168L167 88L166 89H164ZM35 91V90H34ZM33 91V92H34ZM51 91H52V87H51ZM92 91V90H91ZM91 91H89V93H91ZM111 91V90H110ZM135 91V90H134ZM136 91H137V89H136ZM136 91L135 92H133V93H135L136 94ZM139 91V90H138ZM144 92H145V90H143ZM151 91H149L150 93H151ZM209 91V92H210ZM22 91H20V93H21ZM25 93H26V91H24ZM30 92V91H29ZM36 92V91H35ZM45 92H47V91H45ZM113 92V91H112ZM116 92V91H115ZM119 92V91H118ZM142 92V91H141ZM140 91H139V93H141ZM11 93V92H10ZM17 93H19L18 91H17ZM24 93V94H25ZM37 93H39V92H37ZM43 93V92H42ZM42 93H40V94H42ZM86 93V92H85ZM88 93V94H89ZM146 93V92H145ZM157 93V92H156ZM169 91H166V93H164V97L165 96H168L169 94ZM12 94H14V92L12 93ZM29 94V93H28ZM30 94H31V92H30ZM29 94V95H30ZM44 94H46V93H43V95ZM82 94H84V93H82ZM92 94V93H91ZM103 94V93H102ZM121 94V93H120ZM153 94H155L154 92H153ZM160 94V93H159ZM185 94V95H184ZM14 95H16V93L14 94ZM33 95V94H32ZM47 96L46 97H48V94H46ZM53 95V94H52ZM80 95V94H79ZM86 95V94H85ZM84 95V96H85ZM93 95V94H92ZM118 95H119V93H118ZM132 95V94H131ZM151 96H152V94H150ZM174 95V96H173ZM172 95V97H170V95L167 97L168 99H171V101H175V102H177V100H175V99H177L176 97V95H175V93ZM19 96H20V94H19ZM18 96V97H19ZM23 96V98H24V95H22ZM34 96H36L35 95V93H34ZM38 96V95H37ZM42 96V95H41ZM45 96V95H44ZM88 96V95H87ZM151 96H149V98L148 99H151L150 97ZM154 96V95H153ZM161 96V95H160ZM176 96V97H175ZM183 96H181L182 98V100H183ZM258 96H259V98H258ZM17 96H12V98L9 96V93L7 92V90H2V89H0V117L2 118L3 117V113H4V111L6 112V118H7V116L9 115V117H10V113H9V111H11L12 113H14V111L16 112V111H18V115H20V116H22V118L24 117L23 115H21L22 113L24 114H26L30 109H31V111L32 110H34V107H32V108H30V107H28L29 106V104H26V101H31L32 99L34 100L35 98H32L31 100L29 99V100H25V98L24 99H22L21 97H20V99L21 100H25L24 102L22 101H20V103L18 102V101H16V100H14V98H16ZM28 97V96H27ZM27 97H26V99H27ZM50 97V96H49ZM70 97V98H71ZM89 97V96H88ZM95 97V96H94ZM110 97V96H109ZM132 97V96H131ZM162 97H163V95H162ZM163 97V98H164ZM173 97H175V98H173ZM201 97V98H202ZM206 98L207 97H209V96H205ZM205 97H203L204 99H203V101L205 100ZM211 97H214L213 95H211ZM211 97H209V100H210V98ZM90 98H92L91 96H90ZM137 98H139L138 97V94H137ZM144 98H145V96H144ZM144 98H142V99H144ZM156 98V97H155ZM158 98H160L159 96H158ZM163 98H161V100H159V103H157L158 102V100L156 99V103L157 104H155V106L154 107H152L151 105V108L148 110V111H157L156 112V114L157 113H159L158 111H167V112H169V111H172V108H166V107H168V105H166V106H164V104L166 103V102H168V100L166 101L165 99H163ZM173 98V99H172ZM186 98V97H185ZM256 98H258L259 100H261V103H259L258 101H257V99ZM42 99V98H41ZM46 99V98H45ZM48 99V98H47ZM50 99V98H49ZM48 99V102H50L51 100H49ZM56 99V98H55ZM96 99H97V97H96ZM140 100H141V97L139 98ZM138 99V103H140V105H141V102H140V100ZM146 99V98H145ZM147 99V100H148ZM179 99V98H178ZM198 99V100H197ZM19 100V99H18ZM37 100V99H36ZM53 100H54V98H53ZM95 100V99H94ZM147 100H146V102H147ZM207 101H208V99H206ZM205 100V101H206ZM38 101V100H37ZM40 101V100H39ZM66 101V100H65ZM76 101H78V100H76ZM132 102H133V99L131 100ZM142 101V103H143V100H141ZM166 101V102H165ZM170 101V102H171ZM206 101V102H207ZM62 102V101H61ZM104 102V101H103ZM122 102V101H121ZM144 103L145 105H147V103ZM170 102L169 103H167V104H170ZM196 102L198 103L196 106H194L195 104H196ZM210 102V101H209ZM42 103V102H41ZM56 103V102H55ZM148 103H149V101H148ZM152 103V102H151ZM173 103V102H172ZM177 103H180V102H177ZM176 103V104H177ZM187 103H188V105H187ZM193 103H195V104H193ZM22 104V105H21ZM31 104V103H30ZM48 104V103H47ZM62 104V103H61ZM105 104H106V102H105ZM135 104H137L136 102L135 103H133L132 105H133V107L135 106ZM150 104V103H149ZM149 104L147 105V106H149ZM175 104V105H176ZM200 104H201V102H200ZM87 105H89V104H87ZM102 105V104H101ZM132 105H130V106H132ZM139 105V106H140ZM144 105V106H145ZM46 106V105H45ZM50 106H52L51 105V102H50ZM103 106V105H102ZM106 106V105H105ZM127 106H129V105H127ZM144 106L143 105H141V107H143L144 108ZM41 107H42V105H41ZM49 107V106H48ZM74 107H77V106H73V108ZM104 107V106H103ZM141 107H139V108H141ZM45 108V107H44ZM47 108V107H46ZM51 108V107H50ZM82 108H84V107H82ZM92 108H94V106L92 107ZM92 108L90 109V110H92ZM136 109H139L138 107H135ZM135 108H133V109H135ZM142 108V109H143ZM146 108V107H145ZM29 109V110H28ZM86 109H87V107H86ZM108 109V108H107ZM116 109H118V108H116ZM125 109V108H124ZM132 109V110H133ZM199 109V110H198ZM204 109V110H203ZM73 110V109H72ZM78 110V109H77ZM77 110H76V112H77ZM94 110H96V106H95V108H94ZM94 110H92L93 112H94ZM111 110H113V109H111ZM129 110V109H128ZM141 110V109H140ZM139 110V111H140ZM23 111H27V112H23ZM31 111L30 112H28L27 114H28V116H29V113H31ZM74 111V110H73ZM108 111H110V110H108ZM138 111V112H139ZM142 111V110H141ZM144 111V110H143ZM177 111V110H176ZM45 112V111H44ZM70 112V111H69ZM75 112V114H77ZM80 112H85V111H80ZM91 112V111H90ZM92 112V115L94 114ZM101 112V111H100ZM106 112V111H105ZM145 112V111H144ZM143 112V113H144ZM7 113H8V115H7ZM46 113H47V110H46ZM71 113V112H70ZM73 113V112H72ZM107 113V112H106ZM105 113V114H106ZM140 113V112H139ZM138 113V114H139ZM148 113V112H147ZM152 113V112H151ZM161 113V112H160ZM223 113V112H222ZM24 114V115H25ZM59 114V113H58ZM62 114V113H61ZM65 114V113H64ZM78 114H79V111H78ZM81 114V113H80ZM85 114H86V112H85ZM97 114H98V112H97ZM102 114H104V113H102ZM109 114V113H108ZM155 114V113H154ZM155 114V115H156ZM161 114H163V115H165V113H161ZM160 114V115H161ZM181 114V113H180ZM179 114V115H180ZM189 114V113H188ZM197 114V113H196ZM195 114V115H196ZM205 114V113H204ZM214 114V113H213ZM212 114V115H213ZM31 115V114H30ZM34 115H35V113H34ZM54 115V114H53ZM53 115H51V116H53ZM60 115V114H59ZM66 115V114H65ZM67 115H69V117H70V114L68 113ZM113 115V114H112ZM114 115H116L115 113H114ZM133 115V114H132ZM141 115V114H140ZM139 115V116H140ZM143 115V114H142ZM141 115V117L143 118V119H140V121L141 120H144V115L142 116ZM148 115H150V113L148 114ZM193 116H195L194 114H192ZM199 115V114H198ZM202 115H203V113H202ZM202 115H200V116H202ZM211 115V116H212ZM214 115H216V113L214 114ZM223 115V114H222ZM234 115H236V114H234ZM27 116V115H26ZM33 116V115H32ZM35 116H37V115H35ZM49 116V115H48ZM51 116H49V118H51ZM54 116H56V115H54ZM62 116V115H61ZM84 116V115H83ZM87 116V115H86ZM106 116V115H105ZM108 116V115H107ZM106 116V117H107ZM109 116H111L110 114H109ZM108 116V117H109ZM135 116V115H134ZM145 116H147V114L145 115ZM151 116H153V115H150V117L149 118H151ZM158 116V115H157ZM167 116V115H166ZM181 116V115H180ZM210 116V115H209ZM226 116V115H225ZM229 116V115H228ZM38 117V116H37ZM58 117H60V116H58ZM63 117V116H62ZM72 117H73V115H72ZM120 117V116H119ZM129 117V116H128ZM141 117H139V118H141ZM169 117V116H168ZM199 117V116H198ZM207 117V116H206ZM205 117V118H206ZM213 117V116H212ZM211 117V118H212ZM218 118L220 117V115L219 116H217ZM236 116H234V118H235ZM12 118V117H11ZM14 118V117H13ZM18 118H19V116H18ZM25 118V117H24ZM23 118V119H24ZM31 117H29V119H30ZM54 118V117H53ZM53 118H52V120H53ZM66 118V117H65ZM96 118V117H95ZM97 118H98V116H97ZM114 118V117H113ZM116 118V117H115ZM114 118V119H115ZM118 118V117H117ZM136 118L137 117H135V119L134 120H136ZM148 118V117H147ZM148 118V119H149ZM174 118H176V117H174ZM194 118H196V116L194 117ZM194 118H192L193 119V123L192 124H194V122L196 121V123H198V122H200L199 120H198V118L194 121ZM238 118V117H237ZM240 118V117H239ZM7 119H9V118H7ZM26 119V118H25ZM24 119V120H25ZM39 119V118H38ZM55 119V118H54ZM59 119V118H58ZM61 119V118H60ZM63 119V118H62ZM73 119V118H72ZM71 119V120H72ZM83 119H84V117H83ZM82 119V120H83ZM87 118H85V120H86ZM101 119V118H100ZM100 119H98V120H100ZM127 119V118H126ZM125 119V120H126ZM132 119V118H131ZM152 119V118H151ZM168 119H171V118H168ZM182 119H183V117H182ZM200 120H201V118H199ZM26 120H28V119H26ZM75 120V119H74ZM85 120H84V122H85ZM111 120V119H110ZM121 120H124V119H122V117H121ZM128 120V119H127ZM154 120V119H153ZM159 120V119H158ZM157 120V121H158ZM161 120V119H160ZM165 120V119H164ZM186 120V119H185ZM208 122V124H207V126L209 125V123L211 122L210 120H208V119H206ZM205 119H203L202 121H204V124H206V121ZM7 121V120H6ZM42 121V120H41ZM48 121H50V119L48 120ZM66 122H67V120H65ZM78 123H77V125L79 124V125H81V124H84V123H79V121L78 120H76ZM75 121V122H76ZM102 121H104V123H105V120H103V118H102ZM101 121V122H102ZM115 122V120H111V123L112 122ZM119 121V120H118ZM129 121H130V123H132L131 122V120H130V118H129ZM167 121V120H166ZM172 121H174V120H172ZM187 121V120H186ZM210 121V122H209ZM214 120H212V122H213ZM8 122V121H7ZM29 121H27V123H28ZM31 122V121H30ZM29 122V123H30ZM39 122V121H38ZM47 121H45V123H46ZM61 122V121H60ZM66 122H65V124H66ZM83 122V121H82ZM108 121H106V123H107ZM120 122V121H119ZM135 122V121H134ZM138 122V121H137ZM149 122V121H148ZM148 122H146L147 124H149ZM164 122V121H163ZM175 122H176V120H175ZM179 122V121H178ZM188 122V121H187ZM189 122H191V121H189ZM10 123H11V125H12V121L10 120ZM23 124H24V126H25V123L24 122H22ZM28 123V124H29ZM64 123V122H63ZM86 123V122H85ZM105 123V125H107ZM109 123V122H108ZM127 123H128V121H127ZM127 123H125V124H127ZM139 123V122H138ZM137 123V124H138ZM145 123V122H144ZM151 123H152V121H151ZM154 124H155V122H153ZM167 123H169V122H167ZM172 123H174V122H172ZM195 123V124H196ZM58 124H59V122H58ZM64 124V125H65ZM68 124V123H67ZM67 124H66V127H67ZM72 124V123H71ZM90 124H93V123H90ZM98 124H100V122L98 123ZM117 124V123H116ZM116 124H115V126H116ZM135 124H136V122H135ZM160 124V123H159ZM170 124V123H169ZM168 124V125H169ZM180 124V123H179ZM190 123H188V125H189ZM194 124V125H195ZM199 124V123H198ZM196 125V126H198V127H201L202 125L201 124H203L202 122H200V125ZM203 124V125H204ZM211 124V123H210ZM1 125V124H0ZM33 125H35V124H33ZM41 126H42V124H40ZM63 125V124H62ZM61 125V126H62ZM73 125V124H72ZM74 125H75V123H74ZM73 125V126H74ZM79 125H78V127H79ZM96 125V124H95ZM94 125V126H95ZM101 125H104V124H100V125H98V126H101ZM118 125H120V124H117V126ZM130 125V124H129ZM150 125V124H149ZM153 125V124H152ZM152 125H151V127H152ZM162 125V124H161ZM164 125V124H163ZM162 125V126H163ZM176 124L174 123V125H172L173 127L175 126ZM23 126V125H22ZM88 126H89V124H88ZM113 126H114V124H113ZM116 126V127H117ZM121 126V125H120ZM136 126V125H135ZM140 126V125H139ZM158 126V125H157ZM170 126V125H169ZM176 126H180V125H176ZM182 126V125H181ZM27 127H30V128H28L27 129V131L26 130H24L25 129V127H23L21 130H23V131H26L27 133H30V131L29 130H31V129H34L35 128V126H34V128L31 126V125H29V126H27ZM32 127V128H31ZM58 127H60V126H58ZM65 127V126H64ZM77 126H76V129L78 128ZM81 127V126H80ZM79 127V128H80ZM83 127H84V125H83ZM91 127V126H90ZM104 127V128H103ZM102 128L103 129H105L106 127L105 126H103ZM111 127V126H110ZM116 127H113V128H116ZM122 127H125L123 124H122ZM122 127L120 128V127H118V128H120L121 130H123L122 129ZM130 127H132V126H130ZM164 127H168L167 125L166 126H164ZM163 127V128H164ZM191 127H193L192 125H191ZM203 127V126H202ZM200 128V129H203V128ZM0 128H2V127H0ZM43 128H44V126H43ZM47 128V127H46ZM46 128H44V129H46ZM67 128H71V125H70V127H69V125H68V127ZM89 128V127H88ZM87 128V129H88ZM101 128V127H100ZM113 128H112V130H113ZM126 128V127H125ZM134 128V127H133ZM139 128V127H138ZM141 128H142V125H141ZM141 128H139L140 130H141ZM159 128H161V127H159ZM169 128V127H168ZM189 128H190V126H189ZM15 129V128H14ZM50 129V128H49ZM54 129V128H53ZM61 129V128H60ZM59 129V130H60ZM96 129H98V128H96ZM103 129H100V132H101V130H103ZM117 129V128H116ZM129 130H130V128H128ZM195 130L197 129L196 127L194 128ZM199 129V130H200ZM214 129H216V133H214ZM1 130V129H0ZM20 130V129H19ZM40 130V129H39ZM46 130H48V129H46ZM58 130V129H57ZM67 130V129H66ZM89 130H90V128H89ZM91 130H93V129H91ZM95 130V129H94ZM99 130V129H98ZM108 130V129H107ZM110 130V129H109ZM133 130V129H132ZM144 130V129H143ZM173 130V132L175 133V132H177V128L175 127L174 129H172ZM172 130H171V133H173L172 132ZM184 130H185V127H184ZM184 130L182 129V131L181 130H179L180 132H182V134L181 133H179L180 135H183L184 136ZM193 130V129H192ZM194 130V131H195ZM3 131V130H2ZM29 131V132H28ZM34 131H35V129H34ZM44 131V130H43ZM49 131V130H48ZM50 131H51V133L53 132L51 129H50ZM49 131V132H50ZM62 131H63V128H62ZM64 131H65V129H64ZM105 131V130H104ZM125 131H126V129H125ZM125 131H123V132H125ZM157 131V130H156ZM166 130H164V132H165ZM169 131H170V129H169ZM187 131V130H186ZM185 131V132H186ZM5 132V131H4ZM10 132V131H9ZM26 132H24V133H26ZM33 131L31 130V134L33 135V134H35L34 132L32 133ZM49 132H48V134H49ZM67 132H68V130H67ZM72 132H73V130H72ZM76 132H78V131H76ZM114 132V134L116 133V131H113ZM117 132H119L118 130H117ZM121 132V131H120ZM127 132V131H126ZM132 131L130 130V133H131ZM135 132H137V130L135 129ZM139 133H140V131H138ZM145 132V131H144ZM152 131H150L149 133H151ZM158 132V131H157ZM164 132H160V133H164ZM199 132V131H198ZM201 132V131H200ZM39 133H41V132H39ZM47 133V132H46ZM55 133H57L56 135H57V137H58V135H60V134H58V132H55ZM62 133H64V132H62ZM69 133V132H68ZM95 133H97V132H95ZM122 133V132H121ZM132 133H134V131L132 132ZM169 133V132H168ZM173 133V134H174ZM178 133V132H177ZM188 133H189V131H188ZM47 134V135H48ZM65 134V133H64ZM67 134V133H66ZM70 134H71V131H70ZM78 134V133H77ZM77 134H76V136H77ZM100 134V133H99ZM103 134H106L105 132L103 133ZM135 134H137V133H135ZM142 134H144V135H146V133H142ZM142 134H141V136H142ZM161 134V135H162ZM176 134V133H175ZM193 134H197V133H193ZM193 134H187V132H186V135H188L189 137H193L192 135ZM205 133H203V134H201V135H206ZM22 135V134H21ZM31 135V136H32ZM40 135V134H39ZM46 135V134H45ZM46 135V136H47ZM68 135V134H67ZM80 135V134H79ZM79 135L77 136V137H79ZM97 135V134H96ZM123 135V134H122ZM125 135V134H124ZM131 135V134H130ZM153 135V134H152ZM151 135V136H152ZM158 136H159V134H157ZM170 135V134H169ZM180 135H176V136H180ZM184 136V137H186L187 138V136ZM207 135V137H209ZM19 136H20V134H19ZM27 137V135H25L24 134V138H26ZM30 136V137H31ZM35 136V135H34ZM33 136V137H34ZM69 136L70 135H68V139H70L71 137L74 139V137L73 136H71L70 138H69ZM75 136V137H76ZM82 136V135H81ZM106 136H108V134L106 135ZM105 136V137H106ZM110 136V135H109ZM112 136V135H111ZM117 136V135H116ZM118 136H119V133H118ZM128 136V135H127ZM132 136V135H131ZM150 136V137H151ZM153 136H155V134L153 135ZM163 136V135H162ZM164 136H166V135H164ZM198 136V135H197ZM199 136H200V134H199ZM199 136L197 137V139H194V138H191V139H193V140H186V141H184V142H186L185 144H190L191 142L193 143L194 141H196L197 140V142H198V139H199ZM13 137V136H12ZM22 137V136H21ZM39 137V136H38ZM52 137H54V136H52ZM56 137V142H58L57 141V138ZM100 137H102V135L100 136ZM115 137V136H114ZM121 137V136H120ZM128 137H130V136H128ZM133 137V136H132ZM143 137H145V136H143ZM194 137H196L195 135H194ZM249 137V138H250ZM7 138V137H6ZM24 138H21L22 140L24 139ZM27 138H29V136L27 137ZM26 138V139H27ZM45 138V137H44ZM59 138H61V136L59 137ZM62 138H63V136H62ZM72 138H71V140H72ZM117 138H119V137H117ZM136 138H137V136H136ZM146 138V137H145ZM152 138V137H151ZM168 138H169V136H168ZM241 138H244L243 139V142H242V140H240ZM248 138V139H249ZM13 139V138H12ZM31 139V138H30ZM30 139H29V141H30ZM33 139V138H32ZM48 139V136H47V138L45 139V140H47ZM79 139V138H78ZM78 139H76V140H78ZM81 139V138H80ZM119 139H122V137L121 138H119ZM123 139H126V138H124L123 137ZM135 138L133 137V140H134ZM165 139V138H164ZM164 139H163V141H164ZM201 139V138H200ZM252 139H254V138H252ZM10 140V139H9ZM22 140L20 141V142H22ZM36 140V139H35ZM59 140V139H58ZM105 140V139H104ZM127 140V139H126ZM129 140V139H128ZM138 140H139V142H140V139L138 138ZM143 140V139H142ZM141 140V142H143ZM145 140V139H144ZM156 140V139H155ZM157 140H161L162 141V138L160 139V138H158ZM166 141H167V138L165 139ZM169 140V139H168ZM182 140V139H181ZM183 140H185V139H183ZM182 140V141H183ZM202 140V139H201ZM201 140L199 141V143L201 144ZM239 140L242 142H240V144H239ZM246 140H247V138H246ZM0 141H1V146H2V140L0 139ZM28 141V140H27ZM49 140H47V142H48ZM55 141V140H54ZM60 141V140H59ZM67 141V140H66ZM73 141V140H72ZM72 141H69V142H71V145L73 144V149L75 148L74 147V143L72 142ZM79 141H81V140H79ZM119 141H121V140H119ZM123 141H125V140H123ZM136 141H137V139H136ZM135 141V142H136ZM145 141H147V139L145 140ZM188 141V142H187ZM189 141H191V142H189ZM253 141V142H254ZM6 142H7V140H6ZM32 142V141H31ZM38 142V141H37ZM36 142V143H37ZM56 142H54V143H56ZM62 142V141H61ZM78 142V141H77ZM94 142V141H93ZM92 141H91V143H93ZM105 142V141H104ZM149 142V141H148ZM157 143L158 141H151V143H152V145H154V143ZM197 142H194V144L195 143H197ZM252 142V143H253ZM44 143V142H43ZM45 143H46V141H45ZM53 143V144H54ZM59 143V142H58ZM68 143V142H67ZM86 143V142H85ZM102 143V142H101ZM106 143V142H105ZM110 143H112L111 141H110ZM109 143V144H110ZM119 143V142H118ZM127 143V142H126ZM145 143V142H144ZM164 143L165 142H162V145H161V143H160V145H159V142L156 144V145H159V147H161V148H159L160 149V151L161 152H163V153H167V152H165L166 151V148H167V146L169 147L170 145H164ZM166 143H170V141H167ZM182 143V142H181ZM8 144V143H7ZM21 144V143H20ZM34 144V143H33ZM47 144V143H46ZM53 144H49L51 147H53L54 145ZM64 144V143H63ZM83 144V143H82ZM87 144V143H86ZM120 144H122V143H120ZM125 144V143H124ZM135 144V143H134ZM140 144V143H139ZM172 144H173V142H172ZM180 144V143H179ZM179 144H177L176 145V143H175V145L176 146H178ZM26 145H28V144H26ZM48 145V144H47ZM53 145V146H52ZM69 145V144H68ZM79 145V148H80V144H78ZM77 144H76V146H78ZM107 145H108V143H107ZM182 145H184V143L182 144ZM196 145V144H195ZM197 145H198V143H197ZM0 146V147H1ZM10 146V145H9ZM9 146H8V150H9ZM56 146H57V144H56ZM67 146V145H66ZM112 146H113V144H112ZM115 146H117V145H115ZM119 146V145H118ZM125 146V145H124ZM166 148H165V147ZM172 147H173V145H171ZM179 146H181V145H179ZM194 146V145H193ZM239 146V147H240ZM3 147V146H2ZM2 147H1V149H2ZM20 147V146H19ZM22 147H24V146H22ZM21 147V148H22ZM28 147H30V144H29V146ZM32 147L33 146H31V148L30 149H32ZM43 147V146H42ZM41 147V148H42ZM60 147H61V143H60V146H59V149H60ZM86 146L84 145V148H85ZM93 147V146H92ZM105 147H107L106 145H105ZM114 147V146H113ZM155 147V146H154ZM171 147V148H172ZM186 147V146H185ZM237 147V146H236ZM248 147V146H247ZM246 147V148H247ZM249 147L250 148H248V149H251L252 147L250 146V144H249ZM12 148V147H11ZM40 148V147H39ZM44 148V147H43ZM82 148V147H81ZM100 148V147H99ZM109 148H110V146H109ZM121 148H122V145H121ZM143 147H141L140 148V151H141V149H142ZM145 148H147V144H146V146H145ZM151 148H152V146H151ZM156 148V147H155ZM162 148H164L163 149V151H162ZM170 147L167 149V150H169V149H171ZM176 148V147H175ZM192 148V147H191ZM195 148H196V146H195ZM225 148V147H224ZM230 148H232V147H230ZM235 148V147H234ZM241 148V147H240ZM240 148H239V150H240ZM245 148V147H244ZM244 148H241V150H240V152H242L243 151V149ZM255 148V147H254ZM0 149V150H1ZM16 149V148H15ZM85 149H88V147H86ZM92 149V148H91ZM93 149H94V147H93ZM102 150H105V148H101ZM115 149V148H114ZM136 149H138V148H136ZM158 149V148H157ZM172 149H174V148H172ZM190 149V148H189ZM247 149V150H248ZM7 150V151H8ZM24 151H26L25 149H23ZM29 149H27V151H28ZM44 150H46L47 152H48V150L45 148ZM56 150V149H55ZM62 150V149H61ZM75 150V149H74ZM101 150V152H103ZM108 150V152H106V153H109V150L110 149H107ZM116 150V149H115ZM118 150V149H117ZM125 150H126V148H125ZM188 150V148H186V151ZM194 150V148H192V151ZM221 150L219 151V153L221 152ZM226 150V149H225ZM235 151L237 150V148L236 149H234ZM234 150L232 149V152H234ZM5 151L6 150H4L3 152L5 153ZM11 151V150H10ZM43 151V150H42ZM45 151V152H46ZM52 151V150H51ZM58 151V150H57ZM88 151H89V149H88ZM113 151V149L112 150H110V153ZM122 151H123V148H122ZM139 151V152H140ZM185 151V152H186ZM197 151H201V149L199 150L198 149V147H197ZM227 151V150H226ZM12 152V151H11ZM11 152L10 153H8V154H11ZM22 152V151H21ZM20 152V154H22ZM62 152V151H61ZM96 152H97V150H96ZM123 152H125V151H123ZM127 152H128V150H127ZM134 152V151H133ZM136 152V151H135ZM142 152H143V150H142ZM172 152V151H171ZM187 152H189V150L187 151ZM198 152V153H199ZM224 152V151H223ZM231 152V153H232ZM243 152H245V149H244V151ZM242 152V153H243ZM248 152H249V150H248ZM247 152V153H248ZM251 152V151H250ZM24 153H26V152H24ZM27 153H29L30 155L31 154H33L34 152H27ZM26 153V154H27ZM37 153H39V152H37ZM36 153V154H37ZM40 153H44V152H40ZM49 153V152H48ZM52 153V152H51ZM53 153H54V151H53ZM91 153V152H90ZM104 154H105V151L103 152ZM116 154H118L117 152H115ZM115 153L114 152H112V154H110L111 155V157L113 156V154L115 155ZM194 153V152H193ZM198 153H195V154H198ZM201 153V152H200ZM199 153V156L198 157H200L201 156V154ZM230 153V158L232 157V155L234 156L235 154H231ZM247 153H243L244 155H247ZM255 153H256V151H255ZM16 154V153H15ZM15 154H13V155H15ZM67 154V153H66ZM82 154H84V153H82ZM88 154V156L90 155L89 153H87ZM92 155H93V153H91ZM94 154H96V153H94ZM131 154V153H130ZM140 154V153H139ZM139 154H138V156H139ZM169 154H170V152H169ZM174 154L178 157V158H180L181 159V163L182 164H186V163H188V162H190V157H192L191 155L192 154H186L185 153V155L186 156H184L183 155V151L181 150V149H179V150H177V151H175L174 152ZM173 154V155H174ZM195 154H193V155H195ZM208 154V155H207ZM2 155V154H1ZM3 155H5V154H3ZM13 155H12V157H13ZM23 155H25V154H22V156ZM29 155V156H30ZM78 155V154H77ZM76 155V156H77ZM99 155H101V154H99ZM99 155H95V156H99ZM120 155V154H119ZM142 155V154H141ZM147 155H149V154H145V156H147ZM190 155V156H189ZM6 156V155H5ZM10 156V155H9ZM18 156V155H17ZM41 156V155H40ZM66 156H68V154L66 155ZM76 156H74V157H76ZM94 156V155H93ZM93 156H90V157H93ZM105 156H109V155H106L105 154ZM126 156H129V155H126ZM143 156V155H142ZM151 156V155H150ZM224 156V155H223ZM251 156H250V158H251ZM2 157H4V156H1L0 158H2ZM36 157H38L37 155H36ZM86 157V156H85ZM103 157V156H102ZM120 157V159H121V156H119ZM118 157V158H119ZM155 157V156H154ZM198 157H197V159H198ZM202 157V156H201ZM210 157V156H209ZM244 157V156H243ZM255 157V158H254ZM16 158V157H15ZM39 158H41V157H39ZM46 158H47V156H46ZM76 158H78V157H76ZM114 158H115V156H114ZM117 158V157H116ZM116 158H115V163H116ZM117 158V159H118ZM147 158H149V157H146V160H145V162H147V161H149V160H147ZM159 158V157H158ZM219 158V157H218ZM236 158H238V157H235V159ZM250 158H245V159H247L246 161H248L249 162V159ZM3 159V158H2ZM12 159H14V158H12ZM19 159V158H18ZM82 159V158H81ZM84 159V158H83ZM103 159V158H102ZM131 159H133V158H131ZM142 159V158H141ZM140 159V160H141ZM167 159V158H166ZM165 158H164V160H166ZM197 159H196V161H197ZM204 159V158H203ZM208 159V158H207ZM206 159V160H207ZM212 159V158H211ZM242 159V158H241ZM258 159V158H257ZM6 160V159H5ZM20 160H22V159H20ZM40 161L42 160V159H39ZM43 160H44V158H43ZM46 160V159H45ZM52 160V159H51ZM84 160H86V159H84ZM96 160V159H95ZM109 160H111V159H109ZM160 160V159H159ZM163 160V159H162ZM198 160H201V158L200 159H198ZM206 160H204V161H206ZM210 160V159H209ZM226 160V159H225ZM238 160V159H237ZM240 160V159H239ZM243 161H244V159H242ZM254 160V161H253ZM3 161V160H2ZM13 161V160H12ZM26 161H28V159L26 160ZM98 161V160H97ZM101 161H105L104 159L103 160H100V162ZM111 161H113V160H111ZM111 161H109L111 164H108V165H110V167L108 168L110 171H111V173L113 172V173H115V174H117L116 173V168H112L111 166L113 165L112 164V162ZM136 161V160H135ZM169 161V160H168ZM195 161V160H194ZM202 162L204 165H205V162ZM208 161V160H207ZM222 161H223V159H222ZM243 161H242V163H243ZM14 163H17V164H19V163H21L22 161H18V162H16V160L15 161H13ZM24 162H25V159H24ZM22 163L23 165L22 166H24V164L25 163ZM35 162H38V161H35ZM45 162V161H44ZM94 162V161H93ZM99 162V161H98ZM108 162V161H107ZM108 162V163H109ZM131 162H133V160L131 161ZM137 162V161H136ZM145 162H144V164H145ZM228 162V161H227ZM259 161H257V163H258ZM2 163V162H1ZM5 163V162H4ZM27 163V162H26ZM30 163V162H29ZM106 165H107V163H106V161L104 162ZM113 163H114V161H113ZM118 163H119V161H118ZM117 163V164H118ZM133 163H135V162H133ZM142 163V162H141ZM197 163V162H196ZM201 163V164H202ZM206 163H208V162H206ZM223 163H225V162H223ZM222 163V164H223ZM237 163L240 165V163H241V160H240V162L239 161H237ZM237 163H232L233 165H237ZM247 163V162H246ZM256 163V162H255ZM256 163V164H257ZM17 164H16V166L15 167H21V166H17ZM95 164H96V162H95ZM98 164V163H97ZM97 164L95 165V166H97ZM104 164V165H105ZM117 164L115 165V166H117ZM121 164V167H122V162L120 163ZM148 164H150V163H148ZM147 164V169L149 168L150 170H151V168L149 167V165ZM152 164V163H151ZM160 164V163H159ZM165 164V163H164ZM163 164V165H164ZM176 164V163H175ZM193 165H194V163H192ZM218 164H220V167H221V163H218ZM3 165V164H2ZM15 165V164H14ZM20 165V164H19ZM100 164H98V166H99ZM124 165V164H123ZM128 165H130V164H128ZM132 165V164H131ZM137 165H138V162H137ZM141 165V164H140ZM192 165V166H193ZM208 165H210L209 163H208ZM227 165V164H226ZM246 165H248V166H251V164L250 163H248V164H242V166H238V167H240L241 168V170L242 171H245L244 173H245V175L244 176H241V177H248V176H246V174H248V175H251V173L252 172H249V170H253L254 171V169L252 168V169H250L251 167H248V166H246ZM258 165V164H257ZM28 167V164L26 165L25 164V167ZM91 166V165H90ZM133 166V165H132ZM142 166V165H141ZM146 166V165H145ZM169 166V168H170V164L168 165ZM178 166H180V165H178ZM205 166H207V165H205ZM213 166H215V163L213 164ZM243 166H246V167H248L249 169H248V172L249 173H247V169L246 170H243ZM4 167V166H3ZM6 167H7V165H6ZM99 167H101L102 168V166H99ZM104 167V166H103ZM114 167V166H113ZM138 167H140V166H138ZM152 167V166H151ZM185 167V166H184ZM195 167V166H194ZM200 167V166H199ZM216 167H217V164H216ZM224 167V166H223ZM227 167H229L228 165H227ZM252 167H254V166H252ZM18 168V169H19ZM22 168V167H21ZM24 168V167H23ZM22 168V169H23ZM92 168V167H91ZM110 168H112V170L110 169ZM124 168V167H123ZM141 168V167H140ZM168 168V169H169ZM173 168V167H172ZM172 168H170L171 170L170 171H172ZM179 168H181L182 169V167H179ZM187 168H189V167H187ZM230 168V167H229ZM236 168V167H235ZM8 169V168H7ZM17 169V168H16ZM26 169V168H25ZM93 169V168H92ZM96 169H98V168H96ZM105 169V167L103 168V169H100V170H104ZM108 169L106 170V171H108ZM118 169V171H120L121 169H119V168H117ZM146 169V170H147ZM157 169V168H156ZM184 170H185V168H183ZM192 169H194V168H192ZM196 169V168H195ZM208 169H209V167H208ZM211 169H212V167H211ZM214 169V168H213ZM218 169H220V168H218ZM227 169V168H226ZM232 169V168H231ZM10 170V169H9ZM94 170V169H93ZM104 170V171H105ZM113 170H115V172L113 171ZM123 170V169H122ZM121 170V171H122ZM124 170H125V168H124ZM124 170H123V172H124ZM127 170H130V169H127ZM134 170V172H136L135 171V169H133ZM132 170V171H133ZM137 170V169H136ZM139 168H138V171L136 172V173H140L139 172ZM144 170L145 169H143V172H144ZM153 170H154V166H153ZM153 170H151V171H153ZM162 170V169H161ZM180 170V169H179ZM190 170H191V168H190ZM216 170V169H215ZM228 170V169H227ZM235 170V169H234ZM258 170V169H257ZM5 171V170H4ZM8 171V170H7ZM6 171V172H7ZM117 171V172H118ZM132 171L130 170L129 172V174H132ZM154 171H156V170H154ZM157 171L159 172L160 171V168H159V170L157 169ZM168 171V170H167ZM174 172L176 171L177 172V170L175 169V170H173ZM169 172V173H172L171 175H172V178H173V173L174 172ZM185 171H188V170H185ZM199 171H201V170H199ZM209 171H211V170H209ZM222 171H224V172H226L227 173V171H225V170H222ZM221 171V172H222ZM237 171V170H236ZM235 171V172H236ZM259 171V170H258ZM18 172H20V169H19V171ZM28 172H30V171H28ZM92 172V171H91ZM94 172H95V170H94ZM128 172V171H127ZM133 172V173H134ZM141 172H142V168H141ZM146 172H148V171H146ZM145 172V173H146ZM162 172L163 171H161V175H163L162 174ZM176 172L174 173V174H176ZM179 172V171H178ZM180 172H183L182 170L180 171ZM195 172H196V170H195ZM197 172H198V170H197ZM223 172V173H224ZM235 172H233V173H235ZM239 172V171H238ZM257 172V171H256ZM263 172V171H262ZM262 172H261V177H263L262 176ZM2 173V172H1ZM0 173V174H1ZM8 173V172H7ZM21 173V172H20ZM125 173V175L124 176H126V172H124ZM153 173V172H152ZM190 173L191 172H188V173H186L187 175L189 174L190 175ZM212 173H213V171H212ZM215 173H217L218 174V170H217V172H215ZM214 173V174H215ZM220 173V172H219ZM255 173V172H254ZM254 173H252V175L254 174ZM260 173V172H259ZM4 174L6 175V173L4 172ZM4 174H3V176H4ZM13 174V173H12ZM16 174V173H15ZM18 174V173H17ZM23 174V173H22ZM36 174H39V172L38 173H36ZM48 174V173H47ZM56 173H54L53 175H55ZM92 174V173H91ZM91 174H89V175H91ZM101 174H103V173H101ZM106 174V173H105ZM114 174V175H115ZM192 174V173H191ZM193 174H195V173H193ZM192 174V175H193ZM198 175H199V173H197ZM225 174V173H224ZM240 174V173H239ZM264 174V173H263ZM40 175H41V173H40ZM59 175V174H58ZM58 175L56 176V177H58ZM61 175V174H60ZM82 175V174H81ZM81 175H80V177H81ZM89 175H87L88 177H89ZM99 175V174H98ZM104 175V174H103ZM103 175H101V176H103ZM108 175V174H107ZM106 175V176H107ZM113 175V174H112ZM121 175V174H120ZM135 175L136 174H134V176H133V178H131V177H127V178H131L132 180L134 179V177H135ZM137 175H139V174H137ZM136 175V176H137ZM143 175V174H142ZM145 175V174H144ZM144 175L142 176V177H144ZM147 175V174H146ZM151 175V174H150ZM154 175H157V174H154ZM169 175V176H168ZM166 177H171L170 176V174H168ZM182 175V174H181ZM180 175V176H181ZM183 175H184V177H185V173L183 172ZM192 175H191V177H192ZM213 175V174H212ZM226 175V174H225ZM229 175V174H228ZM241 175H243L242 173H241ZM250 176V177H252V179H253V177H255V175H256V177H258L259 175H258V173L257 174H255L254 176ZM258 175V176H257ZM10 176V175H9ZM38 176V175H37ZM42 176V175H41ZM40 176V177H41ZM44 176V175H43ZM51 176V175H50ZM48 177L49 179L51 178V177ZM62 176V175H61ZM64 176V175H63ZM83 176V175H82ZM86 176V174H85V177H87ZM92 176L94 177V175L92 174ZM97 176V175H96ZM110 176V175H109ZM109 176L108 177H106V178H109ZM116 176H118V175H116ZM127 176H130V175H128L127 174ZM207 176V175H206ZM215 176H217L216 174H215ZM214 176V177H215ZM229 176H231V175H229ZM6 177V176H5ZM8 177V176H7ZM39 177V176H38ZM37 177V178H38ZM60 177V176H59ZM98 177V176H97ZM104 177V180H105V175L103 176ZM111 177V176H110ZM138 178H139V176H137ZM140 177H141V173H140ZM141 177V178H142ZM149 177V176H148ZM152 177H154V176H150L149 178H152ZM183 177V178H184ZM194 177V176H193ZM192 177V178H193ZM211 177V176H210ZM209 176L207 177V178H210ZM218 177V176H217ZM222 177V176H221ZM225 177V176H224ZM235 176H233V178H234ZM249 177V179H248V181H250L251 180V178ZM44 178H46V174H45V177ZM53 178H55V177H53ZM53 178H51V182L50 183H53L52 182V179ZM64 178H65V176H64ZM78 178V177H77ZM89 178H92V177H89ZM138 178L136 179V180H133V182L134 181H137L138 180ZM160 178H161V176H160ZM162 178H163V176H162ZM165 178V177H164ZM163 178V179H164ZM172 178H170V179H172ZM182 178V179H183ZM201 178H202V176H201ZM216 178V177H215ZM215 178H213V179H215ZM223 178V177H222ZM226 178V177H225ZM224 178V179H225ZM230 178V177H229ZM237 179H238V177H236ZM264 178V177H263ZM61 179H63V178H61ZM83 179V178H82ZM81 179V181H84V180H82ZM92 179H94V178H92ZM98 179H100V178H98ZM122 179V178H121ZM143 179V178H142ZM141 179V180H142ZM145 179V181H147V182H150L149 181V179L148 180H146V177L144 178ZM143 179V180H144ZM166 180H168L167 178H165ZM181 179V177H179L178 178V180H182ZM185 179V178H184ZM204 179V178H203ZM218 179H219V181H220V178L218 177ZM223 179V180H224ZM256 179V178H255ZM35 180V179H34ZM39 180H41V178L39 179ZM54 181H58L59 179L58 178H55V179H53ZM70 180V179H69ZM86 181H88V179H85ZM103 180V181H104ZM114 180V179H113ZM131 180V181H132ZM139 180H140V178H139ZM151 180V179H150ZM198 180H200L199 178H198ZM229 180V179H228ZM242 180H244V179H242ZM254 180V179H253ZM252 180V181H253ZM36 181V180H35ZM45 181V180H44ZM47 181V180H46ZM61 181V180H60ZM66 181H68V180H66ZM78 181L80 182V180H79V178H78ZM90 181V180H89ZM88 181V182H89ZM95 182H97V180H94ZM109 181V180H108ZM115 181V180H114ZM152 181V180H151ZM155 182H157V180H154ZM163 181V180H162ZM184 181V180H183ZM202 181V180H201ZM206 181V180H205ZM225 181V180H224ZM223 181V182H224ZM230 181V180H229ZM233 181V180H232ZM32 182L33 181H31V184H32ZM41 182V181H40ZM40 182H38V183H40ZM59 182V181H58ZM69 182V181H68ZM68 182H64L63 181V183H68ZM71 182V181H70ZM85 182V181H84ZM90 182H93V181H90ZM105 182H107V181H105ZM121 182H123V181H121ZM143 182V181H142ZM147 182H145L146 184H147ZM160 182V181H159ZM178 182V181H177ZM182 182V181H181ZM203 182V181H202ZM202 182H201V184H202ZM212 182V181H211ZM218 182V181H217ZM223 182H221V185L223 184ZM226 182V181H225ZM244 182H245V180H244ZM41 183H43V181L41 182ZM40 183V184H41ZM55 183V182H54ZM54 183H53V187H55L54 186ZM57 183V182H56ZM61 184H62V182H60ZM98 183V182H97ZM129 183H131V182H129ZM137 183H139L138 181H137ZM153 183V182H152ZM151 183V184H152ZM173 183V182H172ZM179 183V182H178ZM227 183V182H226ZM241 183V182H240ZM239 183V184H240ZM252 182H250V183H248V184H251ZM48 185H52V184H49V183H47ZM47 184H45V185H43V186H46ZM69 184L70 183H68V186L67 187H69ZM103 183H101V185H102ZM108 184H111L112 185V182H110V183H108ZM128 184V183H127ZM144 183H142V185H143ZM145 184V185H146ZM184 184V183H183ZM193 184V183H192ZM210 184H212V183H210ZM218 184V183H217ZM234 184V183H233ZM232 184V185H233ZM238 184V183H237ZM237 184H234V185H237ZM248 184H246V185H244V186H246V188L248 189L249 188V190H251L250 189V187H252L251 185H248ZM253 184H255V183H253ZM35 185V184H34ZM48 185L46 186V188H49L48 187ZM64 185V184H63ZM67 185V184H66ZM83 185H88V183H85V184H83ZM93 185V184H92ZM100 185V186H101ZM131 185V184H130ZM139 185H140V187L142 186L140 183H139ZM189 186L188 187H190L191 185L190 184H188ZM204 186L206 185V182H205V184H203ZM208 185V184H207ZM220 185V184H219ZM224 185V184H223ZM228 185V184H227ZM233 185V186H234ZM41 186V185H40ZM57 186V185H56ZM59 186V185H58ZM72 185H70V187H71ZM74 186V185H73ZM97 186V185H96ZM102 186H104V185H102ZM121 186V184L119 185V187ZM125 186V185H124ZM123 186V187H124ZM129 186V185H128ZM127 185L125 186V187H128ZM132 186V185H131ZM134 186V185H133ZM195 186V185H194ZM197 186V185H196ZM199 186V185H198ZM197 186V187H198ZM239 186V185H238ZM240 186H242V188H243V184L241 185L240 184ZM247 186H250V187H247ZM258 186V185H257ZM263 186H264V184H263ZM33 187V186H32ZM52 187V188H53ZM66 187V188H67ZM80 187H84V186H82V185H80ZM106 187V186H105ZM108 187H110V185H108L107 186V188ZM134 187H136V184H135V186ZM139 187V186H138ZM143 187V186H142ZM141 187V188H142ZM169 187H170V185H169ZM176 187V186H175ZM196 187V188H197ZM208 187H211L210 185L208 186ZM220 187V186H219ZM228 187V186H227ZM232 187V186H231ZM34 188V187H33ZM36 188H37V186H36ZM44 188V187H43ZM81 188V189H82ZM99 188H101V187H99ZM103 188V187H102ZM111 188V187H110ZM174 188V187H173ZM199 188V190H200V188H201V185H200V187H198ZM216 188L217 187H215L214 188V192L215 193H217V191H215L216 190ZM240 187H238V189H239ZM253 188V187H252ZM254 188H256V187H254ZM257 188H259V187H257ZM50 189V188H49ZM124 189V188H123ZM122 189V190H123ZM137 189V188H136ZM163 189V188H162ZM183 189V188H182ZM187 189V188H186ZM203 188H201V191H202V195H203V197H207L208 195H205V193H204V191L202 190ZM222 189H223V186H222ZM234 189V188H233ZM237 189V190H238ZM245 189V188H244ZM92 190V189H91ZM175 190V189H174ZM178 190H179V188H178ZM189 191L191 190V188L190 189H188ZM211 190H212V187H211ZM211 190H209L208 189V191H211ZM219 190V189H218ZM240 190H242V193H244L243 192V189H239V191ZM254 190V189H253ZM77 191V190H76ZM88 191V190H87ZM124 191V190H123ZM126 191V190H125ZM132 191V190H131ZM151 191V190H150ZM183 191V190H182ZM200 191V192H201ZM213 191H212V194H213ZM78 192H80V191H78ZM84 192H85V190H84ZM89 192H90V190H89ZM108 192H111V191H108ZM113 192V191H112ZM119 192L121 193V191L119 190ZM148 192V191H147ZM152 192V191H151ZM186 192H188V191H186ZM186 192H184V193H186ZM200 192H195L196 194L195 195H197V193H200ZM205 192H206V190H205ZM221 192H222V190H221ZM227 192V191H226ZM236 192V191H235ZM235 192H234V195H236L235 194ZM238 192V191H237ZM253 192V191H252ZM74 193V192H73ZM76 193V192H75ZM138 193V192H137ZM136 193V194H137ZM150 193V192H149ZM170 193H172V191L170 190ZM183 193V192H182ZM204 193V194H203ZM239 193V192H238ZM259 193V192H258ZM72 194V193H71ZM70 194V195H71ZM126 194V193H125ZM162 194V193H161ZM177 194L178 193H175V196H177ZM217 194H219V193H217ZM231 194H232V192H231ZM240 194H241V192H240ZM240 194H239V196H240ZM245 194V193H244ZM244 194H241V195H244ZM86 195H87V193H86ZM130 195V194H129ZM128 195V196H129ZM147 195H148V193H147ZM154 195V194H153ZM172 195H173V193H172ZM179 195V194H178ZM189 195V194H188ZM214 195V194H213ZM221 194H219L218 196L219 197H223V196H220ZM222 195H224V194H222ZM226 195H228V194H226ZM247 195V194H246ZM99 196V195H98ZM135 196V195H134ZM134 196H132V199H133V197ZM139 196V195H138ZM141 196V195H140ZM144 196V195H143ZM165 196H168V194L167 195H165ZM179 196H181V195H179ZM187 196V195H186ZM194 196V195H193ZM217 196V197H218ZM237 196V195H236ZM252 196V194L251 195H249V197L248 198H253V196H255L254 194H253V196ZM61 197H63V196H61ZM65 197V196H64ZM63 197V199H67V198H69V197H71V196H69V195H66V197L64 198ZM94 197H96V196H94ZM111 197H112V195H111ZM124 197V196H123ZM169 197V196H168ZM173 197V196H172ZM243 197V200H244V196H242ZM246 197V196H245ZM106 198H107V195H106ZM128 198V197H127ZM131 198V197H130ZM138 198V197H137ZM154 198V197H153ZM179 198V197H178ZM181 198V197H180ZM190 198V197H189ZM216 198V197H215ZM228 198H229V196H228ZM100 199V198H99ZM105 198H103V196H102V200H104ZM124 199V198H123ZM135 199V198H134ZM139 199V198H138ZM162 199H163V197H162ZM169 199H170V197H169ZM173 199V198H172ZM192 200H193V198H191ZM195 199V198H194ZM209 199H210V197H209ZM216 199H220V198H216ZM223 200H224V198H222ZM232 199H235V197L234 198H232ZM68 200V199H67ZM70 201H71V198L69 199ZM115 200V199H114ZM137 200V199H136ZM142 200V199H141ZM140 200V201H141ZM154 200V199H153ZM153 200H151V201H153ZM190 200V199H189ZM240 200H242L241 198H240ZM249 200V199H248ZM66 201V200H65ZM74 201V200H73ZM90 201H92V200H90ZM124 201L126 202V199H124ZM178 201V200H177ZM185 201V200H184ZM191 201V200H190ZM196 201V200H195ZM216 201V200H215ZM251 201L252 200H249V202L251 203ZM92 202H94V201H92ZM113 202V201H112ZM111 202V203H112ZM133 202H135L134 200H133ZM161 202V201H160ZM167 202V201H166ZM169 202V201H168ZM175 202V201H174ZM187 202H189V201H187ZM192 202V201H191ZM197 202V201H196ZM201 202V201H200ZM222 202V201H221ZM226 202V201H225ZM225 202H222V203H224L225 204ZM243 203H244V201H242ZM67 203V202H66ZM111 203H110V205H111ZM127 203H128V201H127ZM149 204H150V202H148ZM152 203V202H151ZM155 203V202H154ZM158 203V202H157ZM203 203H205V202H203ZM206 203H207V201H206ZM218 203V202H217ZM228 202H226V204H227ZM235 203V202H234ZM246 203V202H245ZM244 203V204H245ZM258 203V202H257ZM256 203V204H257ZM68 204H70V203H68ZM94 204H98V203H95L94 202ZM105 204V203H104ZM103 204V205H104ZM114 204H115V202H114ZM118 204V203H117ZM120 204V203H119ZM148 204V205H149ZM180 204V203H179ZM188 204H190V203H188ZM188 204L186 203V205L188 206ZM202 204V203H201ZM219 204V203H218ZM243 204V205H244ZM75 205V204H74ZM77 205H78V203H77ZM88 205V204H87ZM102 205V204H101ZM103 205H102V207H103ZM109 205V206H110ZM124 205H126V204H124ZM131 205V204H130ZM139 205V204H138ZM152 205H154L153 203H152ZM160 205V204H159ZM198 205V204H197ZM231 205V204H230ZM233 206H234V204H232ZM239 205H242V204H240L239 203ZM246 205H248L247 203H246ZM99 206V205H98ZM112 206H114L113 205V203H112ZM112 206H111V208H112ZM121 206H122V210H120L121 209ZM120 207H119V212L120 211H127V208L126 209H124L125 208V206H123V205H121ZM179 206H181V205H179ZM190 206H192V204L190 205ZM226 206V205H225ZM102 207H100V208H102ZM124 207V208H123ZM127 207V206H126ZM130 207V206H129ZM129 207H128V209H129ZM149 207H151V205L149 206ZM155 207V206H154ZM165 208H166V206H164ZM163 207V208H164ZM168 207H170V206H168ZM189 207V206H188ZM193 207V206H192ZM227 207H228V205H227ZM240 207H242V206H240ZM110 208V207H109ZM109 208H107V210L109 209ZM117 208V207H116ZM131 208V207H130ZM162 208V207H161ZM171 208V207H170ZM183 208V207H182ZM233 208V207H232ZM239 208V207H238ZM251 208V207H250ZM105 209V208H104ZM113 209V208H112ZM115 209V208H114ZM132 209V208H131ZM133 209H134V206H133ZM140 209V208H139ZM149 209V208H148ZM154 209V208H153ZM159 209V208H158ZM171 209H173V208H171ZM181 209V208H180ZM184 209H185V207H184ZM223 209V208H222ZM240 209V208H239ZM249 209V208H248ZM100 210H102V209H100ZM106 210V211H107ZM150 210V209H149ZM194 210V209H193ZM225 210V209H224ZM230 210V212L232 211V209H229ZM233 210H235V209H233ZM111 211V210H110ZM124 211V212H125ZM133 211H136V210H132V211H130V212H132V213H134L135 214V212H133ZM140 211V210H139ZM152 211V210H151ZM151 211H149V212H151ZM156 211V210H155ZM161 211V210H160ZM167 211V210H166ZM188 211H189V208H188ZM199 211V210H198ZM238 211V210H237ZM115 212H117V214H118V210H116ZM129 210L126 212V215H128L129 213ZM140 212H142V211H140ZM216 212V211H215ZM234 212V211H233ZM232 212V213H233ZM104 213H106V212H104ZM111 213V212H110ZM128 213V214H127ZM187 213H192L193 214V212H187ZM186 213V214H187ZM241 213H244V212H241ZM250 213V212H249ZM113 214V213H112ZM111 214V216H114V215H112ZM115 214V213H114ZM123 214V213H122ZM121 214V215H122ZM134 214H133V216H134ZM144 214H146V213H144ZM148 214V213H147ZM152 214V213H151ZM150 214V215H151ZM159 214H160V216H161V212H159ZM164 214H167V216H168V214H170V213H165L164 212ZM175 214V213H174ZM174 214H172V218L173 217H175V216H177V215H174ZM185 214V215H186ZM119 215H120V213H119ZM138 215H142V214H138ZM153 215V214H152ZM155 215V214H154ZM174 215V216H173ZM179 215V214H178ZM188 215V214H187ZM242 215V214H241ZM123 216V215H122ZM129 217V222H131L130 221V219L132 218V216L131 215H128ZM131 216V217H130ZM145 215H143V217H144ZM164 216V215H163ZM184 216V215H183ZM198 216V215H197ZM125 217H127V216H125ZM135 217H139V218H141L140 216H137L136 214H135ZM142 217V218H143ZM159 217V216H158ZM178 217V216H177ZM203 217V216H202ZM216 217V216H215ZM228 217V216H227ZM110 218V217H109ZM108 218V219H109ZM117 219H118V217H116ZM116 218H115V220H114V218H113V220L116 222L117 220H116ZM123 218V217H122ZM134 218V217H133ZM141 218V219H142ZM148 218H150L149 217V215H148ZM148 218H146V219H148ZM153 217H151V219H152ZM160 219H161V217H159ZM158 218V219H159ZM168 218V217H167ZM204 218V217H203ZM92 219V218H91ZM102 219H104V217L102 218ZM111 219V218H110ZM124 219V218H123ZM122 219V220H123ZM126 219V218H125ZM127 219H126V222H128L127 221ZM135 219V218H134ZM134 219L132 220V222L134 221ZM143 219H145V217L143 218ZM159 219V220H160ZM164 219V218H163ZM175 219V218H174ZM182 219H183V217H182ZM187 219H190V217H188L187 216ZM192 219V218H191ZM190 219V221L192 222L193 221V219L191 220ZM201 220H202V218H200ZM229 219H232V218H229ZM95 220V219H94ZM113 220H112V222H113ZM118 220H120V216H119V219ZM154 219H152V220H149L150 222L151 221H153ZM156 220V219H155ZM158 220V221H159ZM168 219H166L165 221H167ZM175 220H177V219H175ZM174 220V221H175ZM181 220V219H180ZM180 220H177L176 222H174L173 221V224H176V223H180L179 221ZM219 221H221L220 220V217H219V219H218ZM107 221V220H106ZM121 221V220H120ZM135 221H137L136 219H135ZM134 221V222H135ZM140 221V220H139ZM157 221V220H156ZM161 221V220H160ZM164 221V223L166 224V223H169L168 221L167 222H165ZM98 223H99V221H97ZM101 222V221H100ZM102 222H104V221H102ZM108 222V221H107ZM109 222H111L110 220H109ZM108 222V223H109ZM109 223V226H107L106 228H108V227H111L110 225L112 224L113 226H114V224L113 223H115V222H113V223ZM117 222H119V221H117ZM122 223L124 222V221H121ZM131 222V223H132ZM201 222V221H200ZM213 222V221H212ZM97 223V224H98ZM121 223V224H122ZM125 223V222H124ZM137 222H135L134 224H136ZM142 223H146L145 221H143V222H141V224ZM154 223H156L157 224V222H154ZM186 223V222H185ZM216 223V222H215ZM104 224V223H103ZM105 224H107L106 222H105ZM117 224H119V223H117ZM117 224L115 223V225L117 226ZM126 225L125 226H123V227H127V224H129L130 225V223H125ZM140 224V225H141ZM151 224V223H150ZM149 224V225H150ZM159 224V223H158ZM157 224V225H158ZM108 225V224H107ZM124 225V224H123ZM139 225V226H140ZM147 226H149L148 225V222H147V224H146ZM162 225V224H161ZM168 225H170V224H168ZM217 225V224H216ZM220 225V224H219ZM222 225V224H221ZM104 227L106 226V225H103ZM119 226H121L120 224L118 225V227ZM131 227L133 226V225H130ZM138 226V225H137ZM138 226V227H139ZM146 226V227H147ZM153 226V225H152ZM160 226V225H159ZM166 226V225H165ZM165 226L163 227L164 229H165ZM171 226V225H170ZM174 226V225H173ZM172 226V227H173ZM181 225H176V227L177 228H175L176 229V231H178V233H179V236H180V231H183V230H181V228H184L183 226L180 228V231L179 230H177L178 229V227H180ZM104 227H102V229L104 228ZM118 227H116L115 229H113V232H115L114 230H116ZM133 227H135V226H133ZM142 227H145V225L143 224V226ZM161 227V226H160ZM175 227V226H174ZM105 228V230H107ZM121 228V227H120ZM120 228H118L119 230H120ZM137 228V227H136ZM148 229H149V227H147ZM147 228H144V229H147ZM156 230H157V227H154ZM162 228V229H163ZM167 228V227H166ZM188 228V227H187ZM211 229L213 228V227H210ZM101 228H99V230H97L98 232L99 231H101L100 230ZM111 229H112V227H111ZM123 229H126V228H123ZM128 229H129V231H130V229L131 228H129L128 227ZM133 229V228H132ZM131 229V230H132ZM135 229V228H134ZM133 229V230H134ZM150 229H153V228H151L150 227ZM158 229H160V228H158ZM163 229V230H164ZM168 229V228H167ZM210 229V230H211ZM214 229V228H213ZM110 230V229H109ZM109 230H107V231H105V232H108ZM122 230V229H121ZM120 230V231H121ZM139 230H141V229H138V232H139ZM161 230V229H160ZM171 230H174L173 228H171L170 230H169V232L171 231ZM184 230H186V228H184ZM207 230V229H206ZM209 230V231H210ZM223 230V229H222ZM246 230V229H245ZM104 231V230H103ZM117 231V230H116ZM127 231V230H126ZM125 231V232H126ZM129 231H127V234H128V232ZM142 231V230H141ZM140 231V233H142V232H145L146 230H143L142 232ZM150 231V230H149ZM153 231V230H152ZM175 231V230H174ZM213 231V230H212ZM102 232V231H101ZM109 232H112L111 230L109 231ZM117 232H119V231H117ZM117 232H116V234H117ZM124 232V231H123ZM125 232L123 233V234H125ZM132 232V231H131ZM146 232H148V230L146 231ZM154 232V231H153ZM157 231H155L154 233L155 234H158V232L156 233ZM163 232V231H162ZM164 232H166L165 230H164ZM164 232H163V234H164ZM237 232V231H236ZM100 233V232H99ZM103 234L101 235V234H99V235H101V238H102V236L104 237V232H102ZM121 233V232H120ZM119 233V234H120ZM136 232H133V234H135ZM171 233V232H170ZM170 233H168V232H166V234L168 235V234H170ZM174 233V232H173ZM177 233V232H176ZM185 234L187 233L186 231L184 232ZM220 233V232H219ZM107 234V233H106ZM118 234V235H119ZM122 233L120 234V235H123ZM130 235H131V233H129ZM132 234V235H133ZM137 234V233H136ZM144 234V233H143ZM142 234V238H143V236L145 235H143ZM147 234V233H146ZM153 234V233H152ZM189 234V233H188ZM192 235H193V233H191ZM196 234V233H195ZM232 234V233H231ZM230 234V235H231ZM94 235H96V234H94ZM107 235H109V234H107ZM126 235V234H125ZM149 235H150V233H149ZM159 235H162L161 234V231H160V234ZM166 235V236H167ZM175 235V234H174ZM184 235V234H183ZM209 235H210V233H209ZM212 235V234H211ZM225 235V234H224ZM97 237H98V235H96ZM113 236V235H112ZM128 236V235H127ZM127 236H126V238H127ZM147 236V235H146ZM173 236V235H172ZM179 236H177L178 238H179ZM191 236V235H190ZM213 236V235H212ZM218 236V238H219V236L220 235H217ZM260 236V235H259ZM100 237V236H99ZM118 237H120V236H118ZM123 237H125V236H123ZM122 236H121V238H123ZM131 238H132V236H130ZM137 237H139V238H141L140 237V234L137 236ZM145 237V236H144ZM149 237V236H148ZM151 237V236H150ZM153 237V236H152ZM155 237V236H154ZM153 237V239H154V242H155V238ZM157 237V236H156ZM169 237V236H168ZM171 237V236H170ZM169 237V238H170ZM181 237V236H180ZM184 237H186V235L184 236ZM231 237V236H230ZM115 238H116V236H115ZM146 238V237H145ZM168 238V239H169ZM173 238V237H172ZM208 238H210V237H208ZM225 238V237H224ZM98 239H100V238H97V241H98ZM111 239V238H110ZM109 239V240H110ZM113 239V238H112ZM128 239H130V238H128ZM150 239H152V238H150ZM152 239V240H153ZM166 239V238H165ZM167 239V240H168ZM183 240H184V238H182ZM190 239V238H189ZM216 239V238H215ZM228 239H229V237H228ZM105 240V239H104ZM130 240H132V239H130ZM134 241H137L138 239H136V237L133 239ZM142 240V239H141ZM147 240V239H146ZM148 240H149V238H148ZM147 240V241H148ZM170 240V239H169ZM171 240H176L175 239V237H174V239H171ZM179 240V239H178ZM186 240V239H185ZM206 240H208V239H206ZM220 240V239H219ZM226 240H227V238H226ZM230 240V239H229ZM228 240V241H229ZM262 240V239H261ZM100 241L101 240H99V242L98 243H100ZM105 241H107L108 243H104V247H106L107 245L106 244H108V246L109 245H111V243L109 244V241L108 240H105ZM118 241V240H117ZM125 241V240H124ZM146 241V242H147ZM151 241V240H150ZM159 240H157L156 242H158ZM181 241V240H180ZM179 241V242H180ZM187 241V240H186ZM215 241V240H214ZM224 241V244H225V240H223ZM240 241V240H239ZM123 242V241H122ZM138 242V241H137ZM142 242H144V241H142ZM153 242V243H154ZM162 242H164V240H162ZM235 242V241H234ZM119 243V242H118ZM135 243V242H134ZM139 243H141L140 242V240H139ZM145 243V242H144ZM150 243V242H149ZM232 243H233V241H232ZM261 243V242H260ZM264 243V242H263ZM261 244L262 246H261V248L260 249H262V247L264 248V244ZM113 244V243H112ZM115 244H116V242H115ZM121 244V243H120ZM142 244V246H143V243H141ZM151 244H152V242H151ZM151 244H149V245H151ZM157 244V243H156ZM160 244H162V243H160ZM195 244V243H194ZM204 244V243H203ZM202 244V241H201V243H200V245H203ZM223 244V245H224ZM239 244V243H238ZM99 245V244H98ZM101 245V244H100ZM99 245V246H100ZM117 245V244H116ZM115 245V246H116ZM119 245V244H118ZM118 245H117V247H118ZM136 245H139L138 243L136 244ZM163 245V244H162ZM165 245V244H164ZM173 245V244H172ZM182 245V244H181ZM196 245V244H195ZM194 245V246H195ZM198 245V244H197ZM196 245V246H197ZM226 245V244H225ZM259 245V244H258ZM103 246V245H102ZM121 246V245H120ZM145 246V245H144ZM148 246V245H147ZM161 246V245H160ZM204 246V245H203ZM213 246H215V245H213ZM115 248V249H118V248ZM146 247V246H145ZM144 247V248H145ZM151 247V246H150ZM153 247V246H152ZM163 247H165V246H162V248ZM177 247V246H176ZM178 247H180V249L181 250H183L184 249V246H179L178 245ZM177 247V248H178ZM182 247V248H181ZM193 247V246H192ZM206 247H207V249L209 248H211V247H209V246H207L206 245ZM234 247V246H233ZM257 247V246H256ZM260 247V246H259ZM100 248H101V246H100ZM114 248H113V250H114ZM120 248H122V247H120ZM143 248V247H142ZM148 248V247H147ZM161 248V249H162ZM166 249H168L169 247H165ZM165 248H163V250H166ZM191 248V247H190ZM197 248H202V247H197ZM221 248V247H220ZM224 248H225V246H224ZM235 248V247H234ZM170 249H171V247H170ZM186 249V248H185ZM194 249V248H193ZM192 248H191V250H193ZM205 250L204 249V252H207V251H209L210 252V250ZM257 249H259L258 247H257ZM259 249V250H260ZM122 250V249H121ZM173 250V249H172ZM189 249H187V251H188ZM191 250H190V252H191ZM218 250V249H217ZM254 250H256V248L254 249ZM107 251V250H106ZM195 251V249L193 250V252ZM199 251V250H198ZM214 250H212V252H213ZM232 251V250H231ZM262 252H263V250H261ZM104 252V251H103ZM168 252V251H167ZM181 253L183 252V254L185 255V253H186V250L184 251H180ZM197 252V251H196ZM208 252V253H209ZM215 252V251H214ZM217 252V251H216ZM219 252V251H218ZM227 252V251H226ZM233 252V251H232ZM253 252H255V251H253ZM165 253V252H164ZM199 253H200V251H199ZM207 253V254H208ZM220 253V252H219ZM242 253V252H241ZM107 253H105L104 255H106ZM112 254V253H111ZM122 254H123V252H122ZM121 254V255H122ZM201 254H203L202 253V251H201V253H200V255ZM206 254V255H207ZM254 254V253H253ZM124 255V254H123ZM141 254H139V256H140ZM182 255V254H181ZM183 255V256H184ZM187 255V254H186ZM185 255V256H186ZM212 255V254H211ZM213 255H214V253H213ZM225 255V254H224ZM224 255H222L221 257L223 258V256ZM232 255H234V254H232ZM108 256H109V254H108ZM111 256V255H110ZM113 256H115L116 257V255H113ZM124 256H127V255H124ZM123 256V257H124ZM129 256V255H128ZM134 257H136V255H133ZM138 256V257H139ZM180 256V255H179ZM182 256V257H183ZM197 256V255H196ZM199 256V255H198ZM208 256V258H209V255H207ZM207 256H206V258H207ZM258 256V255H257ZM263 256V255H262ZM120 257V256H119ZM120 257V258H122V259H124V258H126V257ZM132 257V256H131ZM130 257V258H131ZM137 257V260H139L140 258H138ZM178 257V256H177ZM195 257V256H194ZM200 257V256H199ZM199 257H197L198 259H199ZM204 257H205V254H204ZM251 257H252V254H251ZM258 257H260V256H258ZM107 258V257H106ZM114 258V257H113ZM159 258V257H158ZM157 258V260H159L160 261V259H158ZM162 258V257H161ZM180 258V257H179ZM189 258H191V257H189ZM201 258H203L202 256H201ZM228 258V257H227ZM245 258V257H244ZM112 259V258H111ZM119 259V258H118ZM117 259V260H118ZM129 259V258H128ZM128 259H126V260H128ZM135 259V258H134ZM155 259V258H154ZM153 259V260H154ZM177 259V258H176ZM185 259V258H184ZM195 259V258H194ZM205 259V258H204ZM211 258H209V261H211L210 260ZM215 259V258H214ZM214 259H212V261H214ZM220 259V258H219ZM251 259V258H250ZM253 259V258H252ZM255 259V258H254ZM114 260V259H113ZM116 260V261H117ZM121 260V259H120ZM131 260V259H130ZM132 260H133V257H132ZM136 260V261H137ZM142 260H144V259H142ZM141 260V261H142ZM157 260H155V261H157ZM179 260V259H178ZM203 259H201V261H202ZM248 259L246 258V261H247ZM260 260H261V258H260ZM260 260H258L257 262H259L260 263ZM133 261H135V260H133ZM187 261V260H186ZM197 261H199V260H197ZM196 261V263H198L199 264V262H197ZM208 261V260H207ZM207 262V263H210L211 264V262ZM219 261H221V259L219 260ZM219 261H217V262H219ZM107 262V261H106ZM144 262H145V260H144ZM143 262V263H144ZM158 262V261H157ZM256 262V263H257ZM115 264L117 263V262H114ZM113 263V264H114ZM138 263V262H137ZM177 263H179V262H177ZM190 263V262H189ZM203 263H205V262H203ZM221 262H219V264H220ZM259 263H257V264H259ZM107 264V263H106ZM109 264V263H108ZM119 264V263H118ZM142 264V263H141ZM148 264V263H147ZM154 264V263H153ZM160 264V263H159ZM182 264V263H181ZM201 264V263H200ZM239 264V263H238Z\"/></svg>","mask_w":264,"mask_h":264},{"label":"clouds","instance_id":"9594fccd","mask_svg":"<svg viewBox=\"0 0 264 264\" xmlns=\"http://www.w3.org/2000/svg\"><path fill=\"white\" fill-rule=\"evenodd\" d=\"M86 195V193L84 191H80L77 193H73L72 194V198L73 199H80L83 198ZM67 223L69 226L71 227H76L78 229H85L88 226V220L87 217L83 216V215H73L70 217H67Z\"/></svg>","mask_w":264,"mask_h":264}]
</instances>
